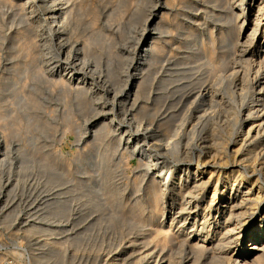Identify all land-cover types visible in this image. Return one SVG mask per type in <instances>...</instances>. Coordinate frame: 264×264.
<instances>
[{
	"label": "bare ground",
	"instance_id": "1",
	"mask_svg": "<svg viewBox=\"0 0 264 264\" xmlns=\"http://www.w3.org/2000/svg\"><path fill=\"white\" fill-rule=\"evenodd\" d=\"M7 1V0H6ZM21 1V0H20ZM35 1V0H34ZM69 0H42V2H44L45 4H51L53 6V10L51 9V11H49L50 16L49 19L48 17H46L49 20V23L51 24L50 26H52L53 30L52 33L50 34V41H57L59 43V45L61 46H67L68 44V38L65 37L63 38V34L61 36L60 31H63V28L66 24L72 22L73 20V16L74 14V10L77 9L78 7H76L75 9L73 8L74 6L72 5H66L68 4ZM80 1V0H79ZM79 1H77V5L78 3H80ZM82 1V0H81ZM118 1V0H117ZM154 1V0H153ZM257 0H203L201 3H203L201 6L205 5V4H210L211 3H216V4H222V2L226 3V8H227V12H228V25L230 29L235 30L234 33V37L231 38V43L239 46L240 45V40H241V35L243 33V29H244V25H245V21H243L244 18H246V14L248 11H251L254 7H255V3ZM16 2V1H15ZM28 2V1H27ZM70 2V1H69ZM85 2V1H83ZM134 2V1H133ZM158 2V1H157ZM193 2V1H192ZM21 3H24L21 1ZM74 3V2H73ZM130 3V2H129ZM166 3V2H165ZM15 4V3H14ZM38 4V3H37ZM40 4V3H39ZM132 4V3H130ZM129 4V5H130ZM159 4V2L157 3ZM21 5V4H20ZM32 5V4H30ZM80 5V4H79ZM78 5V6H79ZM165 5V4H164ZM167 5V4H166ZM17 6V5H15ZM36 6V5H35ZM85 6V4H84ZM83 6V7H84ZM197 6V5H196ZM200 6V7H201ZM258 6V11L256 14L255 19H251L254 20L252 22V24H249L252 26L251 28V33L249 35L250 38V43H253L254 38L256 36V34L260 31L261 27L264 28V0H260L259 1V5ZM2 7V6H1ZM21 7V6H20ZM31 7V6H30ZM38 7V6H37ZM47 7V6H46ZM80 7V6H79ZM169 7V6H166ZM198 7V6H197ZM197 9V11L199 10V8ZM24 8V7H22ZM50 8V7H49ZM92 8V6H91ZM204 8V7H203ZM206 8V7H205ZM216 8H219L218 6ZM20 9V8H19ZM18 9V10H19ZM27 9V8H26ZM80 9V8H79ZM111 9V8H110ZM168 9V8H167ZM192 9V6L191 8ZM207 9V8H206ZM221 9V8H219ZM38 10V9H37ZM163 10V9H162ZM173 10V9H172ZM209 10V9H208ZM81 11V10H80ZM90 11V10H89ZM133 11V10H132ZM131 11V12H132ZM195 11V10H194ZM205 11V10H204ZM15 12V11H14ZM19 12V11H18ZM17 12V13H18ZM23 13V11L20 10V13ZM38 12V11H37ZM44 12V11H43ZM76 12V11H75ZM82 12V11H81ZM170 12V11H169ZM200 12V10H199ZM218 12H220L218 10ZM222 12V11H221ZM254 12V11H253ZM84 13V11H83ZM190 13V12H189ZM194 13V12H192ZM203 13V12H202ZM208 15H207V14ZM216 13V12H215ZM25 14V13H24ZM168 14V13H167ZM196 14V13H195ZM205 14L207 15L208 18L210 17H214V11H206ZM18 15V14H17ZM45 15V14H44ZM43 15V16H44ZM87 15V14H86ZM151 15V14H150ZM194 15V14H193ZM204 15V13H203ZM217 15V14H216ZM48 16V15H47ZM77 16V15H76ZM219 16V15H218ZM223 16V15H222ZM24 17V16H23ZM26 17V16H25ZM164 17V16H163ZM201 17V16H200ZM45 18V19H46ZM122 18V17H121ZM150 18V16H149ZM168 18V17H167ZM198 18V17H197ZM243 18V19H242ZM20 19H22V17H20ZM25 18H23L22 20H24ZM38 19V18H37ZM43 19V18H41ZM162 19V18H161ZM164 19V18H163ZM219 19V18H218ZM216 18V20H218ZM243 21V23H240V21ZM47 20V21H48ZM123 20V19H122ZM134 21V19H132ZM148 20V19H147ZM165 20V19H164ZM215 20V19H214ZM215 20V21H216ZM36 21V20H35ZM74 21H75V17H74ZM79 21V20H78ZM81 21V20H80ZM91 23V19L89 20ZM88 21V23H89ZM162 21V20H160ZM166 21V20H165ZM164 21V22H165ZM192 21V20H190ZM195 21H197L195 19ZM200 21V20H199ZM210 21V20H209ZM209 21H204L206 22V24ZM214 21V23H215ZM22 22V21H21ZM39 22V21H38ZM43 22V21H42ZM82 22V21H81ZM94 22V21H93ZM127 22V21H126ZM188 22V21H187ZM194 22V20H193ZM203 22V21H202ZM212 25L215 26V24L213 23V20H211ZM37 23V22H36ZM80 23V22H79ZM116 23V22H115ZM147 23V22H146ZM166 23V22H165ZM220 23V22H219ZM32 24V23H31ZM75 25L77 23H74ZM92 24V23H91ZM95 24V23H94ZM161 23L157 24V26L154 28L153 31L149 30L147 25L145 27V29L143 30V33L141 34L140 38L138 37V39H136V41L134 42H129L131 40L127 39V43L122 50V52H120L121 54H119L118 56L114 55V52L109 51V47L107 48L108 44H111L113 42L108 43L107 40L109 41L110 39H106L104 40V43L102 42V46H106L105 50L108 49V51H96V52H92V47L91 48V52L89 53V47H88V43L87 39L85 41V43L83 45L86 46V50H84L85 52H83L84 54V60L85 61H81L82 59L80 58V55L77 54L76 56H74V59H69V50H62L60 52L61 56H65L64 59H66L68 62V64L71 67V70L73 71V75L74 76H82V79H84L83 81L85 83H87L89 81L88 86H83V87H78L76 88V90H74V101H76L77 106H79V109L82 108V110H84L85 112L89 111L93 112V109L95 110L94 107L90 104L89 99L94 100L97 98V101H99L98 103L101 104L99 105L101 107V113H103L102 115H105V117H109L111 120L108 121V118H104L105 121H103L102 125H99V128H97L95 131H93V135L95 138H93L94 140L97 139L101 140V141H107L110 144L112 141L114 144V146L109 147V149H111V151L113 150V154L112 157L116 158L119 154V151H121V158H124L125 156H127V154H131L130 150L128 149L127 145L129 144V140H135L136 141V145L133 149L132 153H139L140 156L145 159V162L143 163V165L148 166V168H152L155 167L157 165H159L158 162H156V160H160V157H158L159 155H166L163 152H167L169 154V152L171 151L172 155H176L180 152L177 150L179 148V146L177 147V144L174 143L171 139V136L169 135L168 137H164L167 139H171V141H159V137L163 136L165 133L161 131V125H162V121L164 122L163 125H165L166 123L168 124L169 121H166V119H164L165 115L162 117H160V111L161 107L159 108L158 105L156 104L155 100H160L157 99L156 94L154 95V97L152 96V94L148 97L150 100V98H154L155 100H151L154 101L155 104H152L151 102V107H146L144 105L140 106V103L142 102V100L147 97L148 95L146 94V91L149 88V91H147L148 93H152V91H150L152 89V86L158 87L159 88H163V94L164 93V88H166L167 90H169L171 88V90L169 91H165L166 93L170 92L173 93L175 92V90H179V89H183L185 88V92L186 95L188 97H192L195 96V102L196 103H201L198 104V107H202V106H208L207 108L209 109H213L215 107V105L220 102L222 104H226L224 110H222L223 115L219 117L214 113H210V111H208L206 109V111H204L202 114L200 111V113L202 115H199V121L198 124L195 126L197 127L198 125L202 126H206V128H210L212 131V135L215 134L218 130H222L224 132L228 131L229 133L231 132V134H235L238 138V140L236 141L237 143H241V145H243L244 147H247L249 150L245 151V153H243V157H245L246 161H251L253 159L254 156H250L251 151L257 150L261 148V155H264V54H262L263 59L260 61H257V63H251L250 61L247 62V60H245V70L239 71L236 70L235 68V76H233L232 79H228L225 76H227V74L225 75L222 71V73L219 75H217L215 78V73L212 78V81L215 79V82L213 83L210 79V81L212 82L210 83H206L208 80V78L205 76V78H207V81L203 82L199 77H195L196 79L193 78L192 82H189L187 84H185L184 82L181 84L179 83V81L176 84L175 81L173 79V76L175 77L174 72L179 71L180 69L177 68V62L180 60L181 64L183 65L186 59H190V55H189V49L187 50H182V52L179 53V51H174L173 54H171V52L169 54H171V56H167L166 54V50H164V48H162L163 46V39H161L163 32L165 31L166 33H168L167 30L165 29V27L167 26H162L160 25ZM162 24L163 21H162ZM179 24V23H178ZM189 24V23H188ZM195 24V23H194ZM71 25V24H70ZM90 25V24H89ZM166 25V24H165ZM197 25V24H196ZM30 26V24H29ZM42 26V25H40ZM69 26V25H68ZM77 26V25H76ZM81 26V25H78ZM94 26V25H93ZM102 26V25H101ZM113 26V25H112ZM203 26V25H202ZM213 26V27H214ZM221 26V25H220ZM28 27V26H27ZM71 27V26H69ZM74 27V26H73ZM164 27V31H162ZM182 27V26H181ZM197 27V26H196ZM209 27V26H208ZM216 27V26H215ZM214 27V28H215ZM218 27V26H217ZM228 27V26H226ZM75 28V27H74ZM88 28V27H87ZM93 28V27H92ZM29 29V28H28ZM51 29V27H50ZM71 29V28H70ZM79 29V27H78ZM83 29V27H82ZM90 29V28H88ZM97 29V28H95ZM94 29V30H95ZM101 29V28H100ZM162 29V30H161ZM210 29V28H209ZM226 29V28H225ZM228 29V28H227ZM77 30V28H76ZM98 30V29H97ZM183 30V29H182ZM208 30V29H207ZM245 30V29H244ZM21 31V30H20ZM36 31V30H35ZM44 31V30H43ZM48 31V30H47ZM74 31V29H73ZM78 31V30H77ZM83 33L86 30H82ZM96 31V30H95ZM101 30H99V33ZM115 31V30H114ZM119 32L120 35V31L117 30ZM124 31V30H123ZM192 31V29L190 30ZM194 31V30H193ZM198 31V30H197ZM206 30H204L205 32ZM264 31V30H263ZM261 31V32H263ZM29 32L30 29H29ZM68 32V31H67ZM72 32V31H71ZM81 32V31H80ZM106 32V31H105ZM109 32V31H108ZM108 32H106L108 34ZM113 32V31H112ZM13 33V31H12ZM28 33V32H27ZM42 33V32H41ZM75 33V31H74ZM87 33H91V32H87ZM125 33V31H124ZM122 33V34H124ZM176 33V32H175ZM187 33V32H186ZM211 34L214 33V31L212 30V32L210 31ZM209 33V34H210ZM221 33V32H220ZM232 33V34H233ZM3 34V33H2ZM20 34V33H19ZM18 34V35H19ZM45 34V33H44ZM49 34V33H48ZM69 34V33H68ZM73 34V33H72ZM71 34V35H72ZM79 34V33H78ZM85 34V33H84ZM84 34H80L82 37H84ZM98 34V33H97ZM96 34V37L99 35ZM103 34V33H102ZM117 34V33H116ZM115 34V35H116ZM126 34V33H125ZM197 34V33H196ZM205 34V33H204ZM210 34V35H211ZM246 34V33H245ZM28 35V34H27ZM31 34H29L30 37ZM34 34H32L33 37ZM37 35V34H36ZM46 35V34H45ZM79 35V36H80ZM112 35V34H111ZM110 35V36H111ZM140 35V33L138 34ZM167 35V34H164ZM170 35V34H169ZM214 35V34H213ZM26 36V35H25ZM74 36V34H73ZM73 36L71 38H73ZM87 36V35H86ZM92 36V35H91ZM104 36V35H102ZM208 36V35H207ZM21 37V36H20ZM37 37V36H36ZM46 37V36H45ZM90 37V34H89ZM101 37V36H100ZM108 37V35H107ZM115 37V36H114ZM113 37V40H114ZM119 37V36H118ZM125 37V36H124ZM28 38V37H27ZM35 37H33L34 39ZM40 38V37H39ZM38 38V39H39ZM43 38V37H42ZM109 38V37H108ZM137 38V37H136ZM166 38V36L164 37V39ZM175 38V37H174ZM200 38V35H199ZM216 38V37H215ZM236 38V39H235ZM19 39V36H18ZM29 39V38H28ZM31 39V37H30ZM41 39V38H40ZM76 39V38H75ZM83 38H81L82 40ZM89 39V38H88ZM96 39V38H94ZM119 39V38H118ZM117 39V40H118ZM198 39V38H197ZM256 39V38H255ZM25 40V39H24ZM36 40V39H35ZM34 40V42H36ZM44 40V39H43ZM47 40V39H46ZM49 40V37H48ZM71 40V39H69ZM85 40V39H84ZM84 40H82L84 42ZM101 42L103 41V37L102 40L98 39ZM112 40V38H111ZM116 40V39H115ZM121 40V38H120ZM125 40V39H124ZM163 40V41H162ZM196 40V39H195ZM202 40V39H201ZM226 40V38H225ZM224 40V41H225ZM246 40V39H245ZM18 41V40H17ZM23 41V39L21 40ZM32 41V39H31ZM42 41V40H41ZM75 41V40H74ZM77 41V40H76ZM75 41V42H76ZM81 41V43H83ZM92 40H90L91 42ZM123 41V40H121ZM168 41V38H167ZM179 41V40H178ZM203 41V40H202ZM219 41V40H218ZM28 42H30V40H28ZM28 42H26L25 44H23L22 48H21V52L24 54L23 58H29V56H31L33 53H35L37 50V46L38 45H34L32 44V42H30L28 44ZM47 42V41H46ZM49 42V41H48ZM74 42V43H75ZM94 42V40H93ZM98 42H96L98 44ZM171 42V41H169ZM198 42V41H197ZM209 42V41H208ZM244 41L243 43L245 44ZM19 43V42H18ZM40 43V41H39ZM50 43V42H49ZM57 43V44H58ZM73 43V42H72ZM95 43V44H96ZM108 43V44H106ZM121 43V44H122ZM201 43V42H200ZM220 43V42H219ZM242 43V42H241ZM8 44V43H7ZM37 44V43H36ZM47 44V43H45ZM94 45V43H92ZM96 44V45H97ZM115 43H113L114 45ZM165 44V43H164ZM182 44V42H181ZM198 44V43H197ZM212 44V46H211ZM17 45V44H16ZM73 45V44H72ZM76 45V44H74ZM112 45V44H111ZM112 45V46H113ZM170 45V44H169ZM195 45V44H194ZM207 43H204V48L205 51L206 49H211L210 47H214V43L213 41L210 43V46H206ZM224 46V44H222ZM230 45V44H229ZM232 45V46H234ZM14 46V44H13ZM45 46V45H44ZM53 46V45H52ZM56 46V45H55ZM91 46V45H89ZM100 46V45H99ZM98 46V47H99ZM122 46V45H121ZM172 46V45H171ZM175 46V44L173 45ZM185 44H184V48H185ZM200 46V45H199ZM219 46V44H218ZM227 46V45H226ZM241 46V45H240ZM252 46V45H251ZM36 47V51L33 50V48ZM42 47V46H41ZM40 47V48H41ZM70 47V46H69ZM82 47V46H80ZM115 47H117V45H115ZM169 47V46H168ZM190 47V46H187ZM196 47V46H195ZM229 47V46H228ZM227 47V48H228ZM250 47V46H249ZM248 47V48H249ZM40 48H38L40 51ZM43 48V47H42ZM113 48V47H112ZM166 48V47H165ZM171 48V47H170ZM169 48V50H171ZM176 48V47H175ZM178 48V47H177ZM183 48V47H181ZM193 48V47H192ZM233 48V47H232ZM236 48V47H235ZM242 48V47H241ZM14 49V48H13ZM57 49V48H56ZM115 49V48H114ZM120 49V48H118ZM167 49V48H166ZM214 49V48H213ZM212 49V51H213ZM231 49V48H229ZM264 49V48H263ZM79 50V49H78ZM88 50V51H87ZM93 50H95V48L93 47ZM178 50V49H177ZM181 50V49H180ZM203 50V49H202ZM221 50V49H220ZM234 49H231V51H233ZM20 51V50H19ZM34 51V52H33ZM37 51V52H38ZM42 51V50H41ZM48 51V50H47ZM118 51V50H116ZM235 51V50H234ZM233 51V55L235 54ZM238 51V50H237ZM241 53L244 52V50H240ZM260 51V50H259ZM264 50H261V52H263ZM36 52V53H37ZM50 52V51H49ZM55 52V51H54ZM79 52V51H77ZM76 52V53H77ZM81 52V51H80ZM198 52V51H195ZM200 52V51H199ZM203 52V51H202ZM211 52V51H210ZM17 53V52H16ZM119 53V52H118ZM140 53L142 61H141V65L140 64H136L134 63V58H136V55H138ZM204 53V52H203ZM224 53V52H223ZM221 53V54H223ZM46 54V53H45ZM51 54V53H50ZM59 54V53H58ZM56 54V55H58ZM181 55V57H178V55ZM191 54V53H190ZM211 54V53H210ZM228 54V53H227ZM230 54V53H229ZM232 54V53H231ZM237 54V52H236ZM239 54V53H238ZM20 55V54H19ZM34 55V54H33ZM32 55V56H33ZM42 55V54H41ZM55 55V56H56ZM72 55V54H71ZM90 56L92 58V56L96 57V58H92L95 61H90L89 59H86L87 56ZM105 55V56H104ZM196 55V54H195ZM203 55V54H202ZM224 55V54H223ZM226 55V54H225ZM232 55V56H233ZM245 54H243L244 56ZM260 55V54H258ZM257 55V56H258ZM14 56V54H13ZM36 56V54L34 55ZM39 56V52L38 55ZM51 56V55H50ZM88 56V58H89ZM118 57V68H120V70L118 72H120V74L117 72V70H111V68L109 66H113L114 65V58L115 61L117 60L116 57ZM201 56V55H200ZM1 57V56H0ZM16 57V56H15ZM41 57V56H40ZM47 57V56H46ZM53 57V56H52ZM82 57V56H81ZM192 57V56H191ZM205 57V56H204ZM209 57V56H208ZM231 57V56H230ZM14 57H12L13 59ZM20 58V57H19ZM22 58V57H21ZM26 58V59H27ZM49 58V56H48ZM63 58V57H61ZM140 58V59H141ZM202 59V57H200ZM206 58V57H205ZM204 58V59H205ZM213 58V56L211 57V59ZM222 58V57H221ZM243 58V57H242ZM253 58V57H252ZM2 59V58H1ZM0 59V60H1ZM9 59V60H12ZM16 59V58H15ZM37 59L39 60V57H37ZM37 59L35 62H37ZM45 59V58H44ZM55 59V58H54ZM173 59H175V61L173 62ZM192 59V58H191ZM199 59V60H201ZM207 59V58H206ZM205 59V60H206ZM210 59V58H209ZM211 59L209 60L208 63H210V65L212 66V69L214 67L219 69V60L218 66L213 65L215 62L212 63ZM224 59V57H223ZM244 59V58H243ZM254 59V58H253ZM35 60V59H34ZM62 60V59H61ZM194 60V59H193ZM193 60L191 62H193ZM198 60V59H197ZM197 60H195L197 62ZM225 60V59H224ZM227 60V59H226ZM234 60V59H233ZM240 60V58H239ZM2 61V60H1ZM0 61V62H1ZM32 61H33V57H32ZM50 61V60H49ZM52 61V60H51ZM194 61V62H195ZM223 61V60H222ZM4 62V61H3ZM13 62V61H12ZM22 62V61H19ZM162 62H165L163 65L161 64ZM200 62V61H199ZM198 62V63H199ZM206 62V63H207ZM237 62V61H236ZM5 63V62H4ZM25 63V62H24ZM28 63V62H27ZM31 63V61H30ZM105 63V64H104ZM179 63V62H178ZM189 64V62H187ZM207 63V64H208ZM223 63V62H222ZM230 63V62H229ZM12 64V63H11ZM29 64V63H28ZM27 64V65H28ZM33 64V63H32ZM31 64V67H33ZM37 64V63H36ZM49 64V63H48ZM65 64V63H64ZM106 65V67L108 66V70L107 73L104 71V67L101 68L100 65ZM161 64V66H160ZM187 64V66H188ZM200 64V63H199ZM235 64V63H234ZM10 65V63H9ZM20 66V64H17ZM23 65V64H22ZM26 65V64H25ZM35 65V64H34ZM39 65V64H38ZM42 65V63H41ZM55 65V64H54ZM58 65V64H57ZM194 65H198L195 64ZM202 65V64H200ZM200 65H198L200 67ZM209 65V66H210ZM11 66V65H10ZM14 67V65H12ZM24 66V65H23ZM116 66V63H115ZM181 65L179 64V67ZM190 66V65H189ZM188 66V67H189ZM196 66V67H198ZM230 66H234V65H230ZM229 66V67H230ZM255 66H257L255 68ZM30 67V66H29ZM28 67V68H29ZM30 67V68H31ZM47 67V66H46ZM61 67V66H60ZM105 67V68H106ZM182 67V66H181ZM185 67V66H184ZM183 67V68H184ZM192 67V66H191ZM191 67L189 70H191ZM202 67V66H201ZM200 67V68H201ZM228 67V68H229ZM12 68V67H11ZM20 71V67H18ZM16 68V69H18ZM25 68V67H22ZM21 68V69H22ZM27 68V67H26ZM28 68L24 71L23 73L25 74L23 78L22 73L20 74L19 72V76L18 78L22 75V78L20 77L19 80L17 79V83H15V85L18 86L17 89L18 92V97H14V95L16 96V93H12L15 100L18 99L19 101L23 99L26 100L24 98L25 95L24 94V88L25 86L28 87L26 85V79L30 78L28 76ZM44 67L41 68V66H35V73L39 74L43 72V74L49 70L43 69ZM48 68V67H47ZM147 68V69H146ZM194 68V67H193ZM192 68V69H193ZM200 68L198 70H200ZM204 68V66L202 67ZM201 68V69H202ZM224 67H222L223 69ZM243 68V67H242ZM6 69V67H5ZM10 69V68H8ZM14 69V68H13ZM33 69V71H34ZM145 69L147 70L146 73ZM207 69V67H206ZM208 69H210V67H208ZM207 69V71H208ZM225 69V68H224ZM232 69V71H233ZM240 69V67H239ZM2 70V69H1ZM63 70V69H62ZM68 70V69H67ZM106 70V69H105ZM197 70V68H196ZM194 69V72L196 71ZM203 70V69H202ZM230 70V69H229ZM9 71V70H8ZM53 71V70H51ZM66 71V70H65ZM64 71V72H65ZM114 71V72H113ZM116 71V73H115ZM183 71V70H182ZM188 71V69H187ZM184 70L183 73L187 72ZM193 71V70H192ZM225 71V70H224ZM231 71V70H230ZM231 71V72H232ZM15 73V71H12ZM61 72V71H60ZM104 72L106 74H104ZM112 72V73H111ZM181 73V71H179ZM202 72V71H201ZM199 72V73H201ZM213 74V70L211 71ZM217 72V70H216ZM229 72V71H228ZM0 73H2L0 71ZM17 73V72H16ZM29 73H31V71H29ZM50 73V72H49ZM117 74L116 76V80L114 81L111 76V74ZM188 73V72H187ZM186 73V74H187ZM198 74V72H196ZM193 73V74H196ZM251 73H255L254 76L251 75ZM6 74V73H5ZM12 74V73H11ZM179 74V73H178ZM185 74V75H186ZM192 74V73H190ZM202 74V73H201ZM218 74V73H217ZM13 75V74H12ZM18 75V74H17ZM159 75V77H158ZM182 73L177 76L181 77ZM200 75V74H199ZM209 75V72H208ZM1 76V75H0ZM6 76V75H5ZM11 76V75H10ZM8 77V78H12V77ZM16 76V75H15ZM31 76V74H30ZM40 76V74H39ZM39 76H36L37 81H39ZM44 76V75H43ZM49 76V75H46ZM53 76V74L51 75V77ZM153 76H155L153 78ZM184 76V75H183ZM190 76V75H189ZM198 76V75H196ZM14 77V76H13ZM17 77V76H16ZM15 77V78H16ZM32 77V76H31ZM35 77V76H33ZM61 77V76H60ZM73 77V76H71ZM64 78V77H63ZM62 78V80H63ZM70 78V77H69ZM114 78V77H113ZM123 78V79H122ZM127 78V79H126ZM191 78V76L189 77ZM214 78V79H213ZM231 78V77H230ZM13 79V78H12ZM11 79V80H12ZM32 79V78H31ZM56 79V78H55ZM58 79V78H57ZM78 79V78H77ZM127 80L128 84H123V85H127L126 89H123V86L119 84V82H122L123 80ZM176 79V78H175ZM183 79V78H182ZM228 79V80H227ZM8 80V79H7ZM10 80V82H11ZM34 80V79H33ZM45 80V79H44ZM56 81L59 84L64 83V81ZM113 80V81H112ZM155 81H158V86H156ZM185 80H186V76H185ZM4 81V79H3ZM15 81V80H14ZM29 81V80H28ZM41 81V78H40ZM39 81V82H40ZM55 81V80H54ZM72 81V80H70ZM191 81V80H190ZM209 81V82H210ZM6 82V79L5 81ZM2 82V83H4ZM9 82V81H8ZM46 82V81H45ZM64 84H66V87L68 88L69 85H67V79H65ZM73 82V81H72ZM57 83V84H58ZM126 83V82H125ZM30 84V82H29ZM58 84L57 87H60ZM80 84V83H79ZM4 85V84H3ZM12 85V84H11ZM39 85V84H38ZM40 85H43V83L41 82ZM84 85V84H83ZM174 87L172 88L171 86ZM6 86V85H5ZM8 86V85H7ZM14 86V85H13ZM16 86V87H17ZM31 87V85H29ZM36 86V84H35ZM64 86V85H63ZM63 86H61L60 88H64ZM81 86V85H80ZM15 87V89H16ZM34 87V86H33ZM40 87V86H39ZM38 87V88H39ZM49 87V86H48ZM4 88V87H3ZM2 88V89H3ZM8 88V87H7ZM37 88V87H36ZM35 88V89H36ZM56 88V87H55ZM66 88V89H67ZM72 89L74 87H71V85L69 86V89ZM224 88H226V90L224 91ZM14 89V87H13ZM32 90V91H35ZM41 89V88H40ZM43 89V88H42ZM48 89V88H47ZM52 89V88H51ZM48 89L47 92L51 93L53 95V90ZM54 89V88H53ZM59 89V88H58ZM57 89V90H58ZM65 89V90H66ZM157 89V90H158ZM4 90H10L9 89H4ZM53 91V92H50ZM161 90V89H160ZM11 91H14L11 89ZM41 91V90H40ZM39 91V92H40ZM62 92L61 89L58 90V93ZM68 91V89L66 90ZM183 91V90H182ZM188 91V92H187ZM224 92L225 96H222L221 92ZM1 92V91H0ZM9 93V91H7ZM15 92V91H14ZM29 92V90H28ZM31 92V91H30ZM64 92V91H63ZM70 92V91H69ZM72 92V91H71ZM159 91H157L158 93ZM184 92V93H185ZM222 92V93H223ZM11 93V92H10ZM9 93V95H10ZM26 93V92H25ZM34 93V92H33ZM41 93V92H40ZM43 93V92H42ZM155 93V92H154ZM176 93V92H175ZM182 93V92H180ZM1 94L3 95V93L1 92ZM28 94V93H27ZM44 94L46 95L47 93L44 92ZM43 94V97L45 96ZM69 94V93H68ZM162 94V95H163ZM179 94V93H177ZM183 94V93H182ZM30 95V94H29ZM57 95V96H56ZM54 95L55 97H58V94ZM62 95V93H61ZM66 95V93H65ZM65 95H63V97H66ZM147 95V96H145ZM161 95V96H162ZM167 95V94H166ZM170 95L172 94H168V97H171ZM181 95V94H180ZM227 95V101H225V97ZM5 96V95H4ZM68 96V95H67ZM161 96H158L161 97ZM165 96V95H164ZM183 96V97H185ZM6 97V96H5ZM13 97H9L7 96V98H13ZM46 97H48V94L46 95ZM52 97V96H51ZM54 97V98H55ZM60 96L59 94V99L63 98ZM173 97V96H172ZM176 97V96H175ZM178 97V96H177ZM18 98V99H16ZM36 98H38L36 96ZM40 98V97H39ZM70 102V97H67ZM72 98V97H71ZM94 98V99H93ZM166 97H161V99H164ZM240 98L241 101H238ZM2 99V98H1ZM42 99V98H41ZM40 99V100H41ZM45 99V97H44ZM49 99H51L49 97ZM53 99V97H52ZM51 99V100H52ZM57 98H55V102ZM169 99V98H168ZM177 99V98H176ZM180 99V98H179ZM4 100V99H3ZM10 100V99H9ZM8 100V101H9ZM14 100V102H15ZM29 100V99H28ZM31 100V99H30ZM39 100V101H40ZM50 100V101H51ZM67 100V99H65ZM72 100V101H73ZM145 100V99H144ZM167 100V98L165 99ZM175 100V99H174ZM182 100V99H181ZM185 100V99H184ZM2 101V100H1ZM6 101V99L4 100ZM7 101V102H8ZM38 102V100H36ZM43 101V100H42ZM60 101H62L60 99ZM96 101V100H95ZM147 102V100H145ZM143 101V102H145ZM161 102L159 104L162 103L163 100H160ZM6 102V103H7ZM24 102V101H23ZM26 102V101H25ZM46 102V101H45ZM65 102V101H64ZM167 102V101H164ZM171 102V101H170ZM169 102V103H170ZM175 102V101H174ZM180 102V100L178 101ZM177 102V106L178 103ZM182 102V101H181ZM238 102H242L241 104V111L239 112V110L237 109V104ZM5 103V104H6ZM13 103V102H11ZM28 102H26L27 104ZM36 103V102H34ZM40 105V102H38ZM43 103V102H42ZM54 103V102H53ZM60 103V102H59ZM66 103V102H65ZM71 103V102H70ZM93 103V101H92ZM1 104V103H0ZM3 104V103H2ZM23 103H20V105ZM30 104V103H29ZM47 104V103H46ZM49 104V103H48ZM58 104V103H57ZM68 104V103H67ZM75 104V103H74ZM86 104V105H85ZM164 104V103H163ZM163 104H161V106H163ZM173 104V103H172ZM176 104V103H174ZM181 104V103H180ZM179 104V105H180ZM16 105V106H13ZM11 104L12 107H8L6 106L5 109V105H0V174H2V172L4 171L5 168H9V171L7 173V184L4 187L5 189H3L0 192V201L3 198V196H6L7 198H11L12 196H15L18 192H21L22 194L25 192H30V193H34L36 192V201L35 202H31L32 204L30 205V209L32 210V212L34 211L33 209L39 206H42L41 199L43 198L42 195L44 194V191H55V194L58 196V198H56L55 200L53 199V203H55L53 207H56V209H58V212L56 215H58V217L61 219L66 218V213L70 210L67 209L66 212V208L69 207V201H71L70 204L76 203L77 205H82L81 207L83 209L80 208V210H83L82 213H85V211H88V217H92L91 214H98V217L95 216V218H97V222H95L94 224L92 223V221L88 222L85 225H82V222H80L79 220H75V222L73 223V228L75 230V234H79L80 232H82V230L85 228L86 230H92L91 226L97 225V223H99V225H97L98 227H100L101 225H103L102 223H105V225H107L108 228H115L116 225L114 226V221H116L117 219V208L116 210L114 208L115 204H120L122 203V206L120 205H116L119 206L121 209V215L124 221V217H126V215L124 214H129L132 215L134 219H132V223L129 221H127L130 226L128 227V230L126 231V229H124V233L121 232V239H120V244L118 243V246L116 244L117 247H115V245H110V247L108 248H103L104 246L100 245V244H93L90 246V251L94 252L93 258L92 256H88L87 259V263H91V264H264V163H262L260 166L257 165H249V166H242L240 163L238 162H234L232 165H229L228 167L226 166H217L215 163L216 159L221 160L222 162V157L223 156L221 154L220 149L223 148L222 144L218 145V142L215 141L214 137L210 138V137H201L200 135L194 140L197 141L199 143L198 148H197V153H198V157L196 158L197 161V165L195 166L196 169L194 171H190V167L188 164H180L176 166H173L171 163L164 161L161 163L162 170H160L159 174L154 173L155 176H152L151 182L149 179V192H148V196L150 197V202H151V206H150V212L152 213L151 217H149L146 212L148 210V205L145 206L143 201L141 199H137L133 200L130 202V204L126 203V199L124 198V194L126 192V190H128V184L124 185L122 184L121 186L118 185L114 179H113V173H112V163H113V159L112 157H109L105 154L101 155V160H99L97 162V164L95 163V169L90 170L86 165L84 168H82V166L79 167H74V170L77 173L76 177H73V172L70 169V164H66V167H63L62 170L60 169L61 167H59V164H56L54 162H51L50 160V155L48 152L43 151L44 149H41L42 145L38 147V145H36L34 148L31 149V147H29V144L32 145L31 143L24 144V135L28 136V133H31V130L26 132V128L29 127V124L27 125L26 122L23 121L22 116L20 115L19 112V108L17 104ZM25 105V104H24ZM23 105V107L20 109L23 110L22 115H26L27 117L33 116L34 114H30V113H24V109L25 108ZM31 105V104H30ZM36 105V104H35ZM38 105V104H37ZM51 105V104H50ZM55 105V104H54ZM52 105V107L54 106ZM69 105V104H68ZM71 105V104H70ZM165 105V104H164ZM9 106V105H8ZM28 107V105H26ZM41 106V105H40ZM67 106V105H66ZM65 106V107H66ZM75 106V105H74ZM160 106V105H159ZM168 106V104H167ZM170 106V105H169ZM188 106V105H187ZM193 106V105H192ZM197 106V104H196ZM224 106V105H223ZM38 107V106H37ZM46 107V106H45ZM48 107V106H47ZM46 107V108H47ZM57 107V106H56ZM73 107V106H71ZM171 107V106H170ZM222 107V105H221ZM30 108V107H29ZM51 108V106H50ZM70 107H68L69 109ZM84 108V109H83ZM97 108V107H96ZM174 109H176V105L173 107ZM191 108V107H190ZM195 108V106H194ZM206 108V107H205ZM220 108V107H219ZM36 109V108H35ZM45 109V108H44ZM49 109V108H48ZM47 109V110H48ZM67 109V108H65ZM64 109V110H65ZM67 109V110H68ZM71 109V108H70ZM74 109V108H72ZM166 109V108H165ZM168 109V108H167ZM171 109V108H170ZM181 109V108H179ZM200 109V108H199ZM204 109V108H203ZM218 109V108H217ZM21 110V111H22ZM31 110V109H26ZM34 110V109H33ZM41 110V109H40ZM97 110V109H96ZM172 110V109H171ZM178 110V109H177ZM189 110V109H186ZM185 110V112H186ZM196 110V109H194ZM198 110V109H197ZM202 110V109H201ZM42 111V110H41ZM46 111V110H44ZM53 111V109H52ZM51 111V113H52ZM70 111V110H68ZM77 111V109H76ZM81 111V110H80ZM79 111V112H80ZM54 112V111H53ZM77 112V113H79ZM95 112V111H94ZM167 112V111H166ZM177 112V111H176ZM175 112V114H176ZM183 113L184 110H182ZM192 112V110L190 111ZM196 112V111H195ZM197 112V113H199ZM56 113V112H55ZM54 113V114H55ZM59 113V112H57ZM69 113V112H68ZM83 113V112H82ZM162 113V112H161ZM168 113V112H167ZM166 113V114H167ZM171 113V111H170ZM181 113V111H180ZM178 113V114H180ZM194 113V112H193ZM193 113H191L190 115H192ZM29 114V115H28ZM70 114V113H69ZM73 114V112H72ZM71 114V116H72ZM84 114V113H83ZM93 113L90 114V116ZM163 114V113H162ZM172 114V116L174 115L176 118H178L176 115ZM189 114V112H188ZM23 115V116H24ZM37 115V114H35ZM34 115V116H35ZM43 115V114H42ZM47 115H50L47 113ZM53 115V113H52ZM58 115V114H57ZM65 115V114H64ZM89 114H85V116H87ZM95 115V114H93ZM171 115V114H170ZM184 115V114H182ZM181 114L179 115L182 116ZM51 116V115H50ZM57 119L58 116L54 115ZM75 117L77 115H74ZM120 116L121 119H118L117 117ZM187 116V115H186ZM195 116V115H194ZM197 116V115H196ZM224 116L223 119V124H219V122L217 123V119L219 118L221 120V118ZM14 117L16 119V126L13 125L14 127L11 126L10 122V126H9V120H12V118ZM53 117V116H51ZM96 117V116H95ZM169 117V115H168ZM171 117V116H170ZM192 117V116H191ZM11 118V119H10ZM32 118V117H31ZM38 118V117H36ZM42 118V117H41ZM46 117H44L45 119ZM65 118V117H64ZM67 119L69 118L66 116ZM35 119V118H33ZM43 119V118H42ZM55 119V118H54ZM53 119V120H54ZM63 119V118H62ZM74 119V118H73ZM91 119V118H90ZM94 119V118H93ZM171 118H169L168 120H170ZM173 119V117H172ZM180 119V118H179ZM188 119V118H187ZM191 119V118H190ZM194 119V118H193ZM36 120V119H35ZM41 120V119H40ZM48 120V119H47ZM64 120V119H63ZM62 120V121H63ZM66 120V119H65ZM176 120V119H175ZM189 120V119H188ZM198 120V119H197ZM28 121V120H25ZM31 121V120H30ZM42 121V120H41ZM40 121V122H41ZM49 121V120H48ZM46 121V122H48ZM51 121V120H50ZM56 121V120H54ZM68 121V120H67ZM178 121V120H177ZM193 121V120H192ZM219 121V120H218ZM14 122V120H13ZM35 122V121H34ZM38 123V121H36ZM64 122V121H63ZM66 122V121H65ZM95 122V121H94ZM97 122V120H96ZM175 122V121H174ZM182 122V119H181ZM196 122V121H195ZM29 123V121H28ZM31 123V122H30ZM76 123V122H75ZM79 123V122H78ZM86 123V122H85ZM170 123V122H169ZM193 123V122H192ZM13 124V123H12ZM25 124L27 125V127L25 128ZM41 125V123H38V125ZM43 124V123H42ZM48 124V123H47ZM65 124V123H64ZM74 124V123H73ZM72 124V126H73ZM80 124V123H79ZM78 124V125H79ZM84 124V123H83ZM93 124V123H92ZM174 125H176L175 123H173ZM182 124V123H180ZM179 124V125H180ZM185 124V123H184ZM183 124V125H184ZM187 124V123H186ZM34 128L36 127V124ZM33 125H30V127L32 128ZM37 125V126H38ZM38 126V127H43V126ZM46 125V124H43ZM50 125V124H49ZM53 125V124H52ZM56 125V123L54 124ZM61 125V124H60ZM95 124H93L94 126ZM172 125V126H174ZM58 126V125H56ZM74 126H76L74 124ZM82 126V125H79ZM91 126V125H90ZM89 126V127H90ZM168 126V125H166ZM165 126V128H166ZM171 126V124H170ZM29 127V128H30ZM77 127V126H76ZM87 126V128H89ZM169 127V126H168ZM184 127V126H183ZM187 127V125H186ZM190 127V126H189ZM192 127V126H191ZM190 130L193 131V134L196 133L195 129H191ZM44 128V127H43ZM46 128V127H45ZM54 128V127H53ZM57 129V127H55ZM62 128H63V124H62ZM61 128V130H62ZM91 128V127H90ZM174 128V127H173ZM194 128V126L192 127ZM200 128H202L200 126ZM205 127L202 128V131L205 130ZM35 129H39V128H35ZM48 129V128H47ZM47 129H45L47 131ZM52 129V128H51ZM176 129V128H175ZM174 129V130H175ZM179 129V128H178ZM182 129V128H181ZM186 129V128H185ZM34 130V129H33ZM43 130V132L45 131ZM67 130V129H66ZM75 130V128H74ZM79 130V129H78ZM165 130V129H164ZM171 130V129H170ZM169 128H167V131H170ZM189 130V129H188ZM201 130V129H200ZM35 131V130H34ZM39 131V130H38ZM42 131V130H40ZM45 131V132H46ZM52 131V130H51ZM56 131V130H54ZM53 131V132H54ZM80 131V130H79ZM173 132V130H171ZM170 131V132H171ZM178 131V130H177ZM180 131V130H179ZM199 131V130H198ZM197 131V132H198ZM44 132V133H45ZM48 132V131H47ZM176 132V131H175ZM174 132V133H175ZM186 132V131H184ZM219 132V131H218ZM117 133V134H116ZM168 133V132H167ZM200 133H202L200 131ZM206 133V132H205ZM32 134V133H31ZM36 134L35 132H33L32 135ZM42 134V133H41ZM53 134V133H52ZM51 134V135H52ZM64 134V133H63ZM114 134V136H113ZM170 134V133H168ZM188 134V133H187ZM31 135V136H32ZM57 135V134H56ZM89 135V134H88ZM118 135L121 137H118ZM167 135V134H166ZM175 135V134H173ZM178 135V134H177ZM211 135V136H212ZM225 136V134H223ZM222 135V136H223ZM30 136V135H29ZM30 136V137H31ZM39 136V135H38ZM47 136V135H46ZM59 136V135H58ZM125 136H128L129 140L126 142V146L124 147L123 145V139L126 138ZM196 136V135H195ZM209 136V135H208ZM223 136V137H224ZM34 137V136H33ZM40 137V136H39ZM39 137L35 138L40 139ZM43 137V136H42ZM53 137V136H52ZM61 137V136H60ZM59 137V138H60ZM91 137V136H90ZM114 137H118V139L116 140V138L114 139ZM173 137V136H172ZM176 137V136H174ZM178 137V136H177ZM193 137V136H192ZM18 139V141L21 142L18 144H15L14 140ZM55 138V137H54ZM53 138V140H54ZM210 138V139H209ZM30 138H27V140H29ZM34 139V138H33ZM42 139V138H41ZM48 139V137H47ZM51 139V138H50ZM85 139V138H84ZM92 139V140H93ZM157 139H159L158 141H156ZM187 139V138H186ZM60 140V139H59ZM91 140V139H89ZM110 140V141H109ZM163 140V139H162ZM188 140V139H187ZM193 140V139H192ZM24 141V142H23ZM31 141V139H30ZM29 141V142H30ZM36 141V140H35ZM45 141V140H44ZM126 141V140H125ZM186 141V140H185ZM194 141V142H195ZM235 141V140H234ZM33 142V140L31 141ZM60 142V141H59ZM89 142V141H88ZM176 142V141H175ZM222 142V141H221ZM17 143V142H16ZM36 143V142H33ZM44 142H41V144ZM48 143V142H47ZM53 143V142H51ZM95 143V142H94ZM180 143V141H179ZM192 143V142H191ZM232 143V142H231ZM92 144V143H91ZM90 144V147H91ZM103 144V143H102ZM101 144V145H102ZM107 144V143H106ZM196 144V143H195ZM17 145V146H16ZM95 145V144H94ZM99 145V144H98ZM186 145V144H184ZM183 145V146H184ZM187 145H191L190 142H188ZM45 146V145H44ZM43 146V148H44ZM53 146V145H52ZM97 146V144H96ZM100 146V145H99ZM98 146V148H100ZM121 146V147H120ZM134 146V145H133ZM182 146V145H181ZM188 146V147H189ZM237 146V145H236ZM240 146V145H239ZM41 147V148H40ZM51 147V146H49ZM57 147V146H56ZM85 147V146H84ZM95 147V146H94ZM93 151H94V148ZM238 147V146H237ZM250 147V148H249ZM122 148V149H121ZM132 148V147H131ZM177 150H175V149ZM186 148V147H185ZM182 149V148H181ZM184 149V148H183ZM189 149V148H188ZM231 149V147L227 148V151L229 152V150ZM89 150V149H88ZM98 150V149H97ZM95 149V151H97ZM187 150V149H186ZM191 150V149H190ZM189 150V151H190ZM47 151V150H46ZM92 151V150H91ZM110 151V152H111ZM193 151V150H192ZM86 153V151H84ZM83 152V153H84ZM107 152V151H106ZM235 157H237L236 155H238L237 153L239 152V150H235ZM243 152V151H242ZM257 152V151H256ZM95 153V152H94ZM93 153V154H94ZM98 153V152H97ZM103 153V152H102ZM109 153V152H108ZM170 153V154H171ZM253 153V152H252ZM251 153V154H252ZM90 154V153H89ZM110 154V153H109ZM221 154V155H220ZM84 155V154H83ZM82 155V157H83ZM97 155V154H96ZM94 155V156H96ZM99 155V154H98ZM111 155V154H110ZM231 155V154H230ZM241 155V154H240ZM100 156V155H99ZM168 156V155H167ZM256 156V155H255ZM53 155L51 157L52 161H53ZM56 157V156H55ZM98 157V156H97ZM162 157V156H161ZM170 157V156H169ZM168 157V159H169ZM77 158V156H76ZM84 158V157H83ZM92 158V157H91ZM90 158V159H91ZM163 158V157H162ZM171 158V157H170ZM188 158V157H187ZM186 158V159H187ZM264 158V157H263ZM85 159V158H84ZM100 159V158H99ZM176 159V158H175ZM195 159V158H194ZM244 159V160H245ZM57 160V159H56ZM55 160V161H56ZM60 160V159H59ZM94 161V159H92ZM97 160V159H96ZM170 160V159H169ZM218 160V161H219ZM225 160V159H224ZM264 160V159H262ZM62 161V160H61ZM73 161V160H72ZM81 161V160H79ZM86 161V160H85ZM195 161V160H194ZM67 162V161H66ZM115 162V161H114ZM173 162V160L171 161ZM175 162V161H174ZM257 162V160H256ZM62 163V162H60ZM77 166L79 162H76ZM93 163V162H92ZM118 163V162H117ZM183 163V162H182ZM192 163V162H191ZM195 163V162H194ZM254 163V162H253ZM176 164V163H175ZM220 164V163H219ZM225 164V163H224ZM260 164V162H259ZM36 165L38 167L42 166L44 169H46L44 171V176L45 179L43 180V184L45 185L43 188H40V182H38L37 180H35V178L29 177L27 175V171L28 169L33 168V166ZM62 165V164H61ZM81 165V164H80ZM115 165V164H114ZM118 165V164H117ZM50 167V168H48ZM53 167V168H52ZM116 167V166H115ZM144 166H142L143 168ZM173 167H176V169H173ZM13 168L14 171L13 172ZM22 168V172L24 173V175L21 174L20 169ZM42 168V169H43ZM61 170L60 172L63 173V175H66V180L61 181V183H58V177L56 178V174L51 170ZM128 168V167H127ZM168 169L169 174L165 175L166 172L165 169ZM211 168V169H210ZM214 168H219V172L218 177L216 178V184L213 190V195L211 197V199H205V188L209 187L208 185L210 183H213V179H214V175L216 172H214ZM17 171H16V170ZM41 169V168H40ZM39 169V170H40ZM193 169V168H192ZM35 170V168H34ZM33 170V171H34ZM119 170V169H118ZM152 170V169H151ZM43 171V170H42ZM56 171V172H57ZM12 172L15 173L17 176V179H14V177H12ZM31 172V171H30ZM40 172V171H38ZM115 172V171H114ZM117 172V169H116ZM138 172V171H137ZM148 172V171H147ZM34 173V172H33ZM30 174V176L33 175ZM41 173V172H40ZM38 173V174H40ZM54 173V174H53ZM75 173V172H74ZM81 173H86L89 175V177L87 178L86 181L85 178L78 176ZM139 173V172H138ZM208 173L210 174L209 177ZM27 177H26V175ZM37 174V173H35ZM132 174V173H131ZM136 174V173H135ZM84 175V174H83ZM84 175V177H85ZM114 175H116L114 173ZM118 175V174H117ZM140 175V174H139ZM146 175V172L144 174V176ZM234 175L235 179L232 181L231 178ZM1 176V175H0ZM38 175H35V177ZM41 176V175H40ZM135 176V175H134ZM138 176V175H137ZM150 176V174H149ZM15 177V178H16ZM23 177V178H22ZM61 177V176H60ZM116 177V176H115ZM119 177V176H118ZM141 177V176H138ZM138 177L136 178V180H138ZM39 178V177H38ZM124 178L125 175H124ZM143 178V177H142ZM149 178V177H148ZM33 179V180H32ZM61 179V178H60ZM64 179V177H63ZM118 179V178H117ZM122 179V178H121ZM120 179V180H121ZM140 179V178H139ZM116 180V179H115ZM128 180V179H127ZM141 180V179H140ZM139 180V181H140ZM143 180V179H142ZM145 180V178H144ZM143 180V181H144ZM251 181L252 182V186L251 189H247L244 193H241L240 189H241V185L243 184V181ZM60 181V180H59ZM135 180H133L134 182ZM138 181V182H139ZM42 182V181H41ZM122 182V181H121ZM120 182V183H121ZM132 182V181H131ZM141 182V181H140ZM215 182V181H214ZM22 183V186H21ZM66 183H69L68 187H66V189H56L57 187L59 188L60 186H64L67 185ZM129 183V182H128ZM148 183V182H147ZM143 185V182L140 183V185ZM133 185V183H132ZM132 185H130L132 187ZM138 185L139 184H135ZM129 186V187H130ZM138 186H135V188ZM248 186V185H247ZM145 187V186H144ZM1 188V187H0ZM136 188V194L138 196L139 191H137L138 189ZM140 188V186H139ZM258 189L257 192H253V189ZM135 191V190H134ZM143 191H145L143 189ZM255 191V190H254ZM43 193V194H42ZM47 193V192H46ZM51 193V192H50ZM91 193V198H89V194ZM130 193V192H129ZM144 193V192H143ZM133 194V193H132ZM32 195V194H31ZM146 195V194H145ZM27 196V195H26ZM50 196V195H49ZM47 195L46 198L49 197ZM54 196V195H53ZM89 196V197H87ZM133 196V195H132ZM131 196V197H132ZM34 197V198H35ZM52 197V196H50ZM130 197V200H131ZM134 197V196H133ZM136 197V195H135ZM146 197V196H145ZM14 198V197H13ZM12 198V199H13ZM21 198V197H20ZM30 198V197H29ZM41 198V199H40ZM45 198V197H44ZM43 198V199H44ZM53 198V197H52ZM127 198V197H126ZM142 198V197H141ZM6 199V198H5ZM4 199V200H5ZM144 199V198H143ZM21 200V199H20ZM27 200V199H26ZM129 200V201H130ZM12 201V200H11ZM128 201V202H129ZM148 201V199H147ZM47 202V201H46ZM5 203V202H4ZM50 203V202H49ZM146 203V202H145ZM148 203V202H147ZM24 204V203H23ZM30 204V203H29ZM45 204V203H44ZM48 204V203H46ZM114 204V205H112ZM4 205V204H3ZM2 205V206H3ZM10 205V202H9ZM17 205V204H16ZM73 206V205H72ZM71 206V207H72ZM15 207V206H14ZM17 207V206H16ZM26 207V206H25ZM70 207V208H71ZM75 207V206H74ZM11 208V207H10ZM48 208V207H47ZM12 209V208H11ZM45 209V208H44ZM43 209V211H44ZM77 209V208H75ZM107 209V210H106ZM110 209V210H109ZM178 209V211L176 210ZM204 210V216H203V222L201 224V229L199 230V235L202 237V239H200V241H197L195 243H190L188 242L189 240L186 238H180V236H178V233L181 230V227L178 228V230L176 232H174L172 230L171 227H173V221H175L177 218H180L179 215L176 218V216H174L172 218V223L170 226L169 223V227H166L164 224H157V221L159 220L157 218L158 214H162V217H165V215L167 214H174V210L177 211V213H182L183 210H188L187 213L189 214H194L197 213L198 211ZM27 210V209H26ZM42 210V209H41ZM38 211L39 213L41 212ZM78 210V209H77ZM109 210V212H107ZM115 210V211H114ZM4 211V209H3ZM42 211V212H43ZM53 211V210H52ZM47 212V211H45ZM75 212V211H74ZM149 212V211H148ZM55 213V212H53ZM53 213H50V215H53ZM120 213V212H119ZM123 213V214H122ZM28 214V213H27ZM36 214V213H35ZM38 214V213H37ZM46 214V213H45ZM49 214V213H48ZM71 214V211L70 213ZM87 214V213H86ZM201 214V213H200ZM7 215V214H6ZM68 215V214H67ZM74 215V214H73ZM119 215V214H118ZM127 215V217L129 216ZM184 215V214H183ZM5 216V214H4ZM3 216V217H4ZM24 216V215H23ZM41 216V215H40ZM46 216V215H45ZM81 216V215H80ZM85 216V215H84ZM35 217V216H34ZM43 217V216H42ZM57 217V216H56ZM54 217V218H56ZM83 217V216H82ZM119 217V216H118ZM121 217V216H120ZM189 216L185 217L184 219H188ZM24 218V217H23ZM53 218V217H52ZM50 216H46L45 218H42L43 221H41L40 224H38V229L41 231L42 233V238L39 240L40 243L42 244V246L47 249L46 247H50L51 249H49L51 252H47L46 250H44V256L46 257H51V259H53V261L49 264H56L57 259L60 254L62 252L59 245H61L62 243L59 241H56L55 238L53 237V235L55 234L56 230H59L62 226V224H55V221H51L50 219H52ZM78 218V217H77ZM84 218V217H83ZM169 218V217H168ZM48 219V220H45ZM92 219V218H91ZM119 219V218H118ZM121 219V218H120ZM119 219V220H120ZM24 220V219H23ZM68 220V218H67ZM86 220V217H85ZM88 220V219H87ZM94 220V219H93ZM118 220V221H119ZM131 220V218H130ZM190 220V219H189ZM21 221V220H20ZM37 221V220H36ZM73 221V220H72ZM84 221V219H83ZM122 221V219L120 220ZM123 221L121 223H123ZM166 221V220H165ZM184 221V220H183ZM195 221V220H194ZM202 221V220H201ZM32 222V221H31ZM126 222V225L128 226ZM160 222V221H159ZM171 222V221H170ZM192 222V221H191ZM197 222V221H196ZM23 223V222H22ZM36 223V222H35ZM163 223V222H162ZM175 223V222H174ZM200 223V222H199ZM20 224V223H19ZM84 224V223H83ZM117 224V223H116ZM185 224V223H184ZM189 224V223H188ZM191 224V223H190ZM28 225V224H27ZM70 225V224H69ZM88 225V226H87ZM125 225V223H124ZM150 225L151 228H149L148 226ZM168 225V224H167ZM195 225V224H193ZM80 226V229L77 227ZM87 226V227H86ZM120 226V225H118ZM123 226V225H122ZM126 226V228H127ZM197 226V225H196ZM17 227V226H16ZM37 227V226H36ZM102 227V226H101ZM121 227V226H120ZM184 227V225L182 226ZM195 227V226H194ZM30 228V227H29ZM112 228V229H113ZM186 228V227H185ZM191 228L193 229V227L191 226ZM190 228V229H191ZM19 229V226H18ZM25 229V228H24ZM28 229V228H27ZM84 229V230H85ZM99 229V228H97ZM104 229V228H103ZM106 229V227H105ZM104 229V230H105ZM123 229V228H122ZM120 230V228H117V231H123ZM139 229V230H145L142 233H135V236L133 231ZM183 229V228H182ZM197 229V228H196ZM51 230V231H49ZM69 230V228H68ZM184 230V229H183ZM186 230V229H185ZM13 231V230H12ZM27 231V230H26ZM62 231V229H61ZM65 231V230H64ZM62 231V232H64ZM98 233H101V230H98ZM28 232V231H27ZM61 232V233H62ZM84 232V231H83ZM82 232V233H83ZM89 232V231H88ZM95 232V231H93ZM87 233V231H86ZM92 233V232H91ZM90 233V234H91ZM97 233V234H98ZM107 233V231H106ZM112 232H109V234ZM116 233V232H115ZM120 233V232H119ZM132 236H130V234H132ZM182 233V232H181ZM184 233V232H183ZM190 233V232H188ZM192 233V232H191ZM197 233V234H198ZM13 234V233H12ZM19 234V233H17ZM23 234V233H22ZM65 233H62V235ZM93 234V233H92ZM108 234V235H109ZM118 234V232H117ZM180 234V233H179ZM186 234V233H185ZM68 235V234H67ZM66 235V236H67ZM96 235V233H95ZM94 235V236H95ZM102 235V233H101ZM105 235V234H104ZM103 235V238H104ZM114 235V234H113ZM119 235V234H118ZM188 235V234H187ZM186 235V237H187ZM18 236V235H17ZM16 236V237H17ZM72 236V235H71ZM87 236V234H86ZM85 236V238H86ZM93 236V237H94ZM110 236V235H109ZM57 237V236H56ZM101 237V236H100ZM118 237V236H116ZM120 237V236H119ZM182 237V234H181ZM21 238V237H20ZM37 238V237H36ZM70 238V236H69ZM89 238L92 239V237L90 236ZM109 238V237H108ZM111 238V237H110ZM114 238V236H113ZM188 238V237H187ZM22 239V238H21ZM60 239V238H58ZM63 239V238H62ZM61 239V240H62ZM65 239V238H64ZM68 239V238H67ZM82 239V238H81ZM84 239V238H83ZM98 239V237H97ZM96 239V240H97ZM100 239V238H99ZM102 239V238H101ZM116 239V238H115ZM198 239V238H197ZM60 240V241H61ZM66 240V239H65ZM104 240V239H102ZM102 240L100 242H102ZM110 240V239H109ZM22 241V240H21ZM24 241V240H23ZM33 241V240H32ZM71 241V240H70ZM72 241L73 244L75 245V249L73 250L75 253L73 254V256L75 257V259H78L80 261V259L78 258L81 254L79 253L81 250V246L78 243V236L74 235L72 236ZM81 241V240H79ZM95 241V240H94ZM193 241V240H192ZM63 242V241H62ZM85 242V240H84ZM70 243V242H69ZM68 243V244H69ZM87 243V241H86ZM117 243V242H116ZM71 244V243H70ZM105 244V242H104ZM112 244V243H111ZM114 244V243H113ZM107 245V244H106ZM174 246L175 248L171 247ZM82 246H83V241H82ZM86 247V245H84ZM170 246V248H169ZM20 247V246H19ZM22 247V246H21ZM66 247V246H65ZM107 247V246H106ZM70 248V246H69ZM87 248V247H86ZM117 248V249H116ZM66 249V248H65ZM85 249V248H84ZM176 249V250H175ZM6 250V249H5ZM36 250V249H35ZM41 250V249H40ZM176 251V253L178 252L179 256H178V261L176 260L177 257L174 255V252ZM14 251V250H13ZM24 251V250H23ZM37 251V250H36ZM84 251V250H83ZM89 251V250H88ZM89 251V252H90ZM16 252V251H14ZM27 252V251H25ZM39 252V251H38ZM42 252V251H41ZM21 253V252H20ZM73 253V252H72ZM14 254V253H13ZM18 254V252H17ZM42 254V253H41ZM91 254V253H90ZM187 254V255H184ZM19 255V254H18ZM65 255V253H64ZM71 255V254H70ZM184 255V256H183ZM1 256V255H0ZM23 256V255H22ZM26 256V255H25ZM5 258V256H3ZM40 257V256H38ZM81 259H83V255L80 256ZM1 258V257H0ZM64 258V257H63ZM55 259V260H54ZM71 259V258H70ZM1 260V259H0ZM4 260V259H3ZM43 260V259H42ZM69 260V259H68ZM89 260H92L91 262ZM83 262V264H85ZM14 263V262H13ZM73 263V262H72ZM79 263V262H78ZM1 264V263H0ZM29 264V262H28ZM71 264V263H70ZM77 264V263H76Z\"/></svg>",
	"mask_w": 264,
	"mask_h": 264
},
{
	"label": "rangeland",
	"instance_id": "2",
	"mask_svg": "<svg viewBox=\"0 0 264 264\" xmlns=\"http://www.w3.org/2000/svg\"><path fill=\"white\" fill-rule=\"evenodd\" d=\"M16 1V2H15ZM21 1L22 2H24V3H21ZM0 0V59L2 60H0L1 62H0V71L2 72V73H0V91L3 93V95L1 94V92H0V105H5L4 107H5V109H6V106H7V109H8V107H12L11 106V104L13 105V104H17L18 105V107L17 108H19L18 110H19V112H20V115L22 116V118H23V121L24 122H26V124L28 125L29 124V127H30V125H33V124H36V127L37 128H39L38 130L37 129H35L34 128V126L35 125H33L32 126V128L30 127H27V125L25 124V128H26V132H27V130L28 131H30L31 130V133L33 134V132H35L36 134H34V135H32L31 133H28V136H25L24 135V138H26V139H24V144H26V141H27V144L28 143H31L32 145H30L29 144V147H31V149L32 148H34L36 145H38V147H39V145L42 147H40L41 149H44L43 151H45V152H48L49 154H51L50 155V160H51V162H54V163H56V164H59V167H61L60 169L62 170V168L63 167H66L65 165L66 164H70V169L72 170V172H73V177H76L77 176V173H76V171L74 170V167L76 166V167H79V166H82V168H84L85 167V165L90 169V170H93V169H95V163L97 164V162L99 161V160H101V155L102 154H105L106 153V155L107 156H109V157H112V154L114 153L113 152V150L111 151V149H109L108 150V148L109 147H111V145H112V147L114 146L113 144V142L112 141H110L111 143L109 144L108 143V140L107 141H101V140H98L97 141V139L96 140H94L93 138H95L94 137V133H93V131H95L97 128H99V125H102V123H103V121H105L104 120V118H108V121H110L111 119L109 118V117H105V115H102L103 113H101V107L99 106V105H101V104H99L100 102L99 101H97V98L96 99H94V100H90L89 99V101H90V104L92 105V106H95V105H97L96 107H94L95 108V110L93 109V112L91 111H89V113L88 112H85L84 110H82V108H80L79 109V106H77V104H76V101H74L73 99H74V90H76V88H78V87H83V86H88V84H89V81L87 82V83H85L83 80L84 79H82V76H80V77H78V76H74L72 73H73V71L71 70V67H70V65L67 63L68 61L66 60V59H64L65 58V56H61L60 55V52L62 51V50H69V59H74V56H76L77 54H79L80 55V58L82 59L81 61H85L84 60V54H83V52H85L84 50H86L87 48H86V46H87V44L88 43H90V44H88V47H89V53H92V52H96V51H108V49H109V51H111V52H114L115 54L114 55H116V56H118L119 54H121L120 52H122V50H123V48H124V46L126 45V44H124V43H127V39H129V40H131V41H129V42H134V41H136V39H138V37L140 38V36H141V34L143 33V30L145 29V27H146V25H147V27H148V29L149 30H151V31H153L154 30V28L157 26V24H159V23H161L160 25H162V26H167V27H165V29H166V31L168 32V33H166L165 31H164V27L161 29L162 31H164L163 32V34H162V37H161V39H163L162 41H163V46H162V48H164V50H166V54H167V56H171V54H173L174 53V51H179V53L180 52H182V50H187V49H189L188 51H189V55H190V59L188 58V59H186L185 60V62L186 63H184L183 65L181 64V61L179 60L178 62H177V65L178 66H176L177 68H179L180 70L179 71H181V73H182V75H181V77H179L180 76V72L179 71H177V72H174V73H176L175 74V77L173 76V79L174 80H177V81H175V83H173V84H176L178 81H179V83H185V84H187V83H189V82H192L193 81V78L194 79H196L195 77H199L200 76V78H202L201 80L203 81V82H205V81H207V78H208V80L210 81V79H211V81H212V78H210V77H213L214 76V73H215V76H214V78L217 76V75H219V73L221 74L222 72L226 75L227 73V76H225L226 78H228V79H232L233 78V76H235V69L236 70H239V71H242V70H245V60H247V62H249L250 61V63H251V66H252V63H257V61H260V59L262 60L263 59V57H262V54H264V51L263 52H261V50H264L263 48H264V28L263 27H261V29H260V31L256 34V36H255V38H254V41H253V43H250V38H249V35H250V33H251V28H252V26L251 25H249V24H252V22L254 21V20H251V19H255V17H256V14L255 13H257V11H258V6H256V5H259V1L260 0H257L256 1V3H255V7L251 10V11H248L247 12V14H246V18H242L243 19V21H245V19H246V21H245V25H244V29H243V33H242V35H241V40H240V45L239 46H236V45H234V44H232L230 41H231V38L232 37H234V33H233V31L235 32V30H233V29H230L229 28V25H228V12L226 11L227 10V8H226V3L225 2H222V4H216V3H211V5L208 3V4H205V5H203V6H201L203 3H201L203 0H69L68 1V4H66L67 6L69 5H72V6H74L73 8L75 9L76 7H78L77 9H75L74 10V16H73V20H72V22L70 23V21H69V23L68 24H66L65 26H64V28H63V31H60V34H61V36H62V34H63V38H65V37H67L68 38V36H69V38H68V44H67V46H61V45H59V43L57 42V41H50V34L52 33V26H50L51 24L49 23V16H50V13H49V11H51V9L53 8V6L51 5V4H45L44 2H42V0ZM28 1V2H27ZM77 1H79L80 3H78V5L80 6H78L77 5ZM83 1H85V2H83ZM134 1V2H133ZM159 2V4H157L158 2ZM193 1V2H192ZM207 1V0H206ZM74 2V3H73ZM132 3V4H130V3ZM166 2V3H165ZM15 3V4H14ZM38 3V4H37ZM40 3V4H39ZM21 4V5H20ZM30 4H32V5H30ZM84 4H85V6H84ZM130 4V5H129ZM165 4V5H164ZM167 4V5H166ZM15 5H17V6H15ZM36 5V6H35ZM200 7L199 8V10H200V12H199V10L197 11V9H198V7ZM2 6V7H1ZM21 6V7H20ZM31 6V7H30ZM38 6V7H37ZM47 6V7H46ZM84 6V7H83ZM91 6H92V8H91ZM166 6H169V7H166ZM191 6H192V9H189V8H191ZM219 7V8H221V9H219V8H216V7ZM22 7H24V8H22ZM50 7V8H49ZM204 7V8H203ZM207 9H206V8ZM20 8V9H19ZM27 8V9H26ZM80 8V9H79ZM111 8V9H110ZM168 8V9H167ZM19 9V10H18ZM38 9V10H37ZM163 9V10H162ZM173 9V10H172ZM209 9V10H208ZM20 10L21 11H23V13L21 12L20 13ZM53 10V9H52ZM82 12H81V11ZM90 10V11H89ZM133 10V11H132ZM195 10V11H194ZM205 10V11H204ZM218 10L220 11V12H218ZM15 11V12H14ZM19 11V12H18ZM38 11V12H37ZM44 11V12H43ZM76 11V12H75ZM83 11H84V13H83ZM132 11V12H131ZM170 11V12H169ZM206 11H214V17H210V18H208L207 17V15L205 14V12ZM222 11V12H221ZM254 11V12H253ZM18 12V13H17ZM190 12V13H189ZM192 12H194V13H192ZM204 13V15H203V13ZM216 12V13H215ZM25 13V14H24ZM168 13V14H167ZM196 13V14H195ZM18 14V15H17ZM45 14V15H44ZM87 14V15H86ZM151 14V15H150ZM194 14V15H193ZM217 14V15H216ZM44 15V16H43ZM48 15V16H47ZM77 15V16H76ZM219 15V16H218ZM223 15V16H222ZM24 16V17H23ZM26 16V17H25ZM149 16H150V18H149ZM164 16V17H163ZM201 16V17H200ZM20 17H22V19L23 18H25L24 20H22V19H20ZM46 17H48V19L46 18ZM74 17H75V21H74ZM122 17V18H121ZM168 17V18H167ZM198 17V18H197ZM38 18V19H37ZM41 18H43V19H41ZM46 18V19H45ZM162 18V19H161ZM166 20H164V19ZM216 18L218 19V20H216ZM251 18V19H250ZM91 19V23H90V20ZM123 19V20H122ZM132 19H134V21L132 20ZM148 19V20H147ZM195 19L197 20V21H195ZM216 21H215V20ZM242 19H241V21H240V23H243V21H242ZM36 20V21H35ZM48 20V21H47ZM79 20V21H78ZM82 22H81V21ZM160 20H162L163 21V23L164 24H162V21H160ZM190 20H192V21H190ZM193 20H194V22H193ZM200 20V21H199ZM209 21L207 24H206V22H204V21ZM211 20H213V23H214V21H215V26L214 25H212V22H211ZM22 21V22H21ZM39 21V22H38ZM43 21V22H42ZM88 21H89V23H88ZM94 21V22H93ZM127 21V22H126ZM166 23H165V22ZM188 21V22H187ZM203 21V22H202ZM37 22V23H36ZM80 22V23H79ZM116 22V23H115ZM147 22V23H146ZM220 22V23H219ZM32 23V24H31ZM74 23H77L76 25L74 24ZM95 23V24H94ZM179 23V24H178ZM189 23V24H188ZM195 23V24H194ZM29 24H30V26H29ZM71 24V25H70ZM90 24V25H89ZM166 24V25H165ZM197 24V25H196ZM40 25H42V26H40ZM71 26V27H69V26ZM78 25H81V26H78ZM94 25V26H93ZM102 25V26H101ZM113 25V26H112ZM203 25V26H202ZM221 25V26H220ZM28 26V27H27ZM75 28H74V27ZM182 26V27H181ZM197 26V27H196ZM209 26V27H208ZM215 28H214V27ZM218 26V27H217ZM226 26H228V27H226ZM50 27H51V29H50ZM78 27H79V29H78ZM82 27H83V29L84 30H86L84 33H83V29H82ZM90 28V29H88V28ZM93 27V28H92ZM30 29V31L31 32H29V29ZM71 28V29H70ZM76 28H77V30H76ZM95 28H97V29H95ZM101 28V29H100ZM210 28V29H209ZM226 28V29H225ZM228 28V29H227ZM73 29H74V31H75V33H74V31H73ZM96 31H95V30ZM183 29V30H182ZM192 29V31H190ZM208 29V30H207ZM21 30V31H20ZM36 30V31H35ZM44 30V31H43ZM48 30V31H47ZM99 30H101L100 32L101 33H99ZM115 30V31H114ZM117 30H119L120 31V35H119V32L117 31ZM125 31V33H124V31ZM194 30V31H193ZM198 30V31H197ZM204 30H206L205 32H204ZM212 30L214 31V35L213 34H211L210 33V31L212 32ZM12 31H13V33H12ZM68 31V32H67ZM72 31V32H71ZM81 31V32H80ZM108 32V34L106 33V32ZM113 31V32H112ZM261 31H263V32H261ZM28 32V33H27ZM42 32V33H41ZM87 32H91V33H87ZM176 32V33H175ZM187 32V33H186ZM221 32V33H220ZM3 33V34H2ZM20 33V34H19ZM46 35H45V34ZM49 33V34H48ZM69 33V34H68ZM74 34V36H73V34ZM79 33V34H78ZM99 35H98V34ZM103 33V34H102ZM117 33V34H116ZM122 33H124V34H122ZM140 33V35H138ZM197 33V34H196ZM205 33V34H204ZM211 35H210V34ZM233 33V34H232ZM246 33V34H245ZM19 34V35H18ZM28 34V35H27ZM29 34H31L30 35V37H31V39H32V41H31V39H30V37H29ZM32 34H34L33 35V37H35L34 39H33V37H32ZM37 34V35H36ZM72 34V35H71ZM80 34H84V37H82ZM89 34H90V37H89ZM96 34L98 35L97 37H96ZM112 34V35H111ZM116 34V35H115ZM164 34H167V35H164ZM170 34V35H169ZM26 35V36H25ZM80 35V36H79ZM87 35V36H86ZM92 35V36H91ZM102 35H104V36H102ZM107 35H108V37H107ZM111 35V36H110ZM199 35H200V38H199ZM208 35V36H207ZM18 36H19V39H18ZM21 36V37H20ZM37 36V37H36ZM46 36V37H45ZM65 36V37H64ZM73 36V38H71V37ZM101 36V37H100ZM106 36V37H105ZM115 36V37H114ZM119 36V37H118ZM125 36V37H124ZM166 36V38L164 39V37ZM29 39H28V38ZM41 39H40V38ZM43 37V38H42ZM48 37H49V40H48ZM102 37H103V41H101V42H98V41H100V40H98V39H101L102 40ZM106 39H110L109 41L107 40V42L108 43H110V42H113V43H115L114 45H113V43H111V44H108V43H106V44H108L107 45V48H108V46L110 45V47L107 49V50H105L106 48V46H102L101 44H102V42L104 43V40H105V38ZM113 37H114V40H113ZM137 37V38H136ZM175 37V38H174ZM216 37V38H215ZM39 38V39H38ZM76 38V39H75ZM81 38H83L82 40H84V42L81 40ZM89 38V39H88ZM94 38H96V39H94ZM111 38H112V40H111ZM119 38V39H118ZM120 38H121V40H123V41H121L120 40ZM167 38H168V41H167ZM198 38V39H197ZM225 38H226V40H225ZM23 39V41H21ZM25 39V40H24ZM37 41H36V40ZM44 39V40H43ZM47 39V40H46ZM69 39H71V40H69ZM86 39L88 40L87 42V44L85 43V41H86ZM116 39V40H115ZM118 39V40H117ZM125 39V40H124ZM196 39V40H195ZM203 41H202V40ZM236 39V38H235ZM246 39V40H245ZM18 40V41H17ZM28 40H30V42H32V44H34L35 46L36 45H38L39 44V46L41 47H38L37 46V49H36V47H34L33 48V50L34 49H36L37 51L39 50L38 48H40V51H38L39 52V56H37L38 55V52L36 51V50H34V51H36L35 53H33L34 55L36 54V56H34L33 54V56L31 55V56H29V58H23V53L21 52V48L23 47L22 45L23 44H25L26 42H28ZM34 40L36 41V42H34ZM42 40V41H41ZM76 42H75V41ZM90 40H92L91 42H90ZM93 40H94V42H93ZM179 40V41H178ZM219 40V41H218ZM225 40V41H224ZM248 40V42H245V44L243 43L244 41H247ZM39 41H40V43H39ZM47 41V42H46ZM50 43H49V42ZM81 41L83 42V43H81ZM124 41H126V42H124ZM169 41H171V42H169ZM198 41V42H197ZM209 41V42H208ZM213 41V43H214V47H210L211 49H206V51H205V49L204 48H202V47H204V43H207V45L206 46H210V43ZM19 42V43H18ZM30 42H28V44L30 43ZM73 42V43H72ZM75 42V43H74ZM96 42H98V44L96 43ZM122 42H124V43H122ZM181 42H182V44H181ZM201 42V43H200ZM220 42V43H219ZM242 42V43H241ZM8 43V44H7ZM37 43V44H36ZM45 43H47V44H45ZM58 43V44H57ZM92 43H94V45L92 44ZM97 45H96V44ZM122 43V44H121ZM165 43V44H164ZM198 43V44H197ZM13 44H14V46H13ZM17 44V45H16ZM73 44V45H72ZM74 44H76V45H74ZM84 44H86V46H84V48H83V45ZM170 44V45H169ZM175 44V46H173ZM184 44L186 45L185 46V48H184ZM195 44V45H194ZM218 44H219V46H218ZM222 44H224V46L222 45ZM230 44V45H229ZM45 45V46H44ZM53 45V46H52ZM56 45V46H55ZM89 45H91V46H89ZM100 45V46H99ZM115 45H117V47H115ZM122 45V46H121ZM124 45V46H123ZM172 45V46H171ZM200 45V46H199ZM227 45V46H226ZM232 45H234V46H232ZM252 45V46H251ZM70 46V47H69ZM80 46H82V47H80ZM99 46V47H98ZM169 46V47H168ZM187 46H190V47H187ZM196 46V47H195ZM211 46H212V44H211ZM229 46V47H228ZM250 46V47H249ZM90 47H92V52L90 51L91 50V48ZM93 47L95 48V50H93ZM113 47V48H112ZM167 49H166V48ZM171 47V48H170ZM176 47V48H175ZM178 47V48H177ZM181 47H183V48H181ZM193 47V48H192ZM228 47V48H227ZM233 47V48H232ZM236 47V48H235ZM242 47V48H241ZM249 47V48H248ZM14 48V49H13ZM57 48V49H56ZM81 48H83V49H81ZM115 48V49H114ZM118 48H120V49H118ZM169 48L171 49V50H169ZM214 48V49H213ZM229 48H231V49H234L233 51H234V55H233V51H231V49H229ZM79 49V50H78ZM96 49H98V50H96ZM178 49V50H177ZM181 49V50H180ZM203 49V50H202ZM212 49H213V51H212ZM221 49V50H220ZM20 50V51H19ZM42 50V51H41ZM48 50V51H47ZM116 50H118V51H116ZM238 50V51H237ZM240 50H244V52H242L241 53V51ZM260 50V51H259ZM33 51V52H34ZM50 51V52H49ZM55 51V52H54ZM77 51H79V52H77ZM81 51V52H80ZM108 51V52H109ZM195 51H198V52H195ZM200 51V52H199ZM204 53H203V52ZM211 51V52H210ZM17 52V53H16ZM77 52V53H76ZM119 52V53H118ZM171 52V54H169V53ZM224 52V53H223ZM236 52H237V54H236ZM46 53V54H45ZM51 53V54H50ZM59 53V54H58ZM191 53V54H190ZM211 53V54H210ZM221 53H223V54H221ZM228 53V54H227ZM230 53V54H229ZM232 53V54H231ZM239 53V54H238ZM13 54H14V56H13ZM20 54V55H19ZM42 54V55H41ZM56 54H58V55H56ZM72 54V55H71ZM75 54V55H74ZM196 54V55H195ZM203 54V55H202ZM226 54V55H225ZM243 54H245L244 56H243ZM258 54H260V55H258ZM51 55V56H50ZM56 55V56H55ZM74 55V56H73ZM181 55L182 54H180V55H178V57H181ZM201 55V56H200ZM233 55V56H232ZM258 55V56H257ZM16 56V57H15ZM41 56V57H40ZM47 56V57H46ZM48 56H49V58H48ZM53 56V57H52ZM82 56V57H81ZM89 56V55H88ZM88 56L86 57V59H89L90 61H95L94 59H92V58H96V57H94V56H92V58L89 56V58H88ZM105 56V55H104ZM116 56H114V57H116ZM192 56V57H191ZM207 58H205V57ZM209 56V57H208ZM213 56V58L211 59V57ZM231 56V57H230ZM261 58H260V57ZM12 57H14L13 59H12ZM20 57V58H19ZM22 57V58H21ZM32 57H33V61H32ZM37 57H39V60L37 59ZM61 57H63V58H61ZM200 57H202V59L200 58ZM222 57V58H221ZM223 57H224V59H223ZM244 59H243V58ZM254 59H253V58ZM16 58V59H15ZM45 58V59H44ZM55 58V59H54ZM141 58V55H140V53L138 54V55H136V58H134V63H136V64H142L141 63V61H142V58ZM192 58V59H191ZM206 60H205V59ZM211 59V61H212V63L213 62H215L213 65H219V69H217V68H215V70H214V67H213V69H212V66L210 65V63H208L209 62V60ZM239 58H240V60H239ZM260 58V59H259ZM9 59H12V60H9ZM35 59V60H34ZM36 59H37V62H35L36 61ZM62 59V60H61ZM116 61H115V58H114V65L113 66H109L110 68H111V70L113 69V70H117V72L120 70V68H118V57H116ZM194 59V60H193ZM198 59V60H197ZM199 59H201V60H199ZM219 60V64H217L218 63V60ZM227 59V60H226ZM234 59V60H233ZM50 60V61H49ZM52 60V61H51ZM193 60V62H191ZM195 60H197V62L195 61ZM223 60V61H222ZM255 60H257V61H255ZM5 63H4V62ZM13 61V62H12ZM19 61H22V62H19ZM30 61H31V63H30ZM175 61V59H173V62ZM195 61V62H194ZM200 61V62H199ZM208 61V62H207ZM237 61V62H236ZM25 62V63H24ZM29 64H28V63ZM187 62H189V64L187 63ZM200 64H202V65H200ZM208 64H207V63ZM223 62V63H222ZM230 62V63H229ZM9 63H10V65H9ZM12 63V64H11ZM33 63V64H32ZM37 63V64H36ZM41 63H42V65H41ZM49 63V64H48ZM65 63V64H64ZM115 63H116V66H115ZM165 62H162L161 64L163 65ZM194 63L195 64H198V65H200V67L202 66H204V68H200L198 65H196V66H198V67H196L195 65H194ZM235 63V64H234ZM17 64H20V66L19 65H17ZM24 66H23V65ZM26 64V65H25ZM28 64V65H27ZM31 64H32V66L33 67H31ZM35 64V65H34ZM39 64V65H38ZM55 64V65H54ZM58 64V65H57ZM105 64V63H104ZM100 65L101 66V68H103L104 69V71L107 73V70H108V66L106 67V65ZM161 64H160V66H161ZM179 64L182 66H180L179 67ZM187 64H188V66H187ZM234 65V66H230V65ZM12 65H14V67L12 66ZM41 66V68L42 67H44L43 69H47V70H49V71H47L46 69V71L47 72H45L44 74H43V72H42V74L41 73H39L40 74V76H39V74H37V73H35V66ZM210 65V66H209ZM31 68H30V67ZM48 68H47V67ZM61 66V67H60ZM185 66V67H184ZM192 66V67H191ZM230 66V67H229ZM5 67H6V69H5ZM12 67V68H11ZM18 67H20V71H22V72H20V71H18L19 70V68ZM22 67H25V68H22ZM28 68V76L30 77V78H28V79H26V85L28 86V87H26L25 86V90H24V94L25 95H28V97L27 96H24V97H26V98H24V99H26V100H23V99H21L20 98V100H22V101H19V96H18V94H17V92H18V90L19 89H17L18 88V86L17 85H15V83H17V79L19 80V78L21 77L22 78V75H23V78H25L24 77V75L26 74H24L23 73V71L24 70H26L27 68ZM106 67V68H105ZM184 67V68H183ZM190 67H191V70H189L190 69ZM194 67V68H193ZM206 67H207V69H208V67H210V69H208V71H207V69H206ZM222 67H224L223 69H222ZM229 67V68H228ZM239 67H240V69H239ZM243 67V68H242ZM257 66H255V68H256ZM8 68H10V69H8ZM14 68V69H13ZM16 68H18V69H16ZM24 69V70H22V69ZM193 68V69H192ZM196 68H197V70H196ZM200 68V70H198ZM233 68H235V69H233ZM2 69V70H1ZM33 69H34V71H33ZM63 69V70H62ZM68 69V70H67ZM106 69V70H105ZM147 69V68H146ZM145 69V72L144 73H146L147 72V70ZM187 69H188V71H187ZM194 69L196 70L195 72H194ZM232 71V69H233V71L231 72L230 70ZM9 70V71H8ZM51 70H53V71H51ZM66 70V71H65ZM183 70V71H182ZM184 70L185 71H187V72H185V73H183L184 72ZM193 70V71H192ZM213 70V74H212V71ZM216 70H217V72H216ZM225 70V71H224ZM12 71H15V73L14 72H12ZM29 71H31V73H29ZM61 71V72H60ZM65 71V72H64ZM202 71V72H201ZM222 71V72H221ZM229 71V72H228ZM17 72V73H16ZM19 72H20V74L22 73V75L18 78V76H19ZM24 72H26V71H24ZM50 72V73H49ZM104 72V74H106ZM114 72V71H113ZM196 72H198V74L196 73ZM199 72H201V73H199ZM208 72H209V75H208ZM6 73V74H5ZM13 75H12V74ZM112 73V72H111ZM111 73H109V74H111ZM115 73H116V71H115ZM111 74V75H114V76H111V78L115 81L117 78H116V76H117V74ZM119 74H120V72H118ZM179 73V74H178ZM187 73V74H186ZM190 73H192V74H190ZM193 73H196V74H193ZM218 73V74H217ZM222 73V74H223ZM18 74V75H17ZM30 74H31V76H30ZM53 74V76L51 77V75ZM186 74V75H185ZM200 74V75H199ZM255 74V73H254ZM254 74L253 73H251V75L252 76H254ZM6 75V76H5ZM11 75V76H10ZM17 77H16V76ZM44 75V76H43ZM46 75H49V76H46ZM177 75H179V76H177ZM184 75V76H183ZM191 76V78H189L190 76ZM196 75H198V76H196ZM10 76V77H12L11 79L10 78H8V77ZM14 76V77H13ZM33 76H35V77H33ZM36 76H39V81H40V78H41V81L39 82V81H37V79H36ZM61 76V77H60ZM71 76H73V77H71ZM185 76H186V80H185ZM205 76L207 77V78H205ZM16 77V78H15ZM64 77V78H63ZM70 77V78H69ZM114 77V78H113ZM155 76H153V78H154ZM158 77H159V75H158ZM231 77V78H230ZM32 78V79H31ZM56 78V79H55ZM58 78V79H57ZM62 78H63V80H62ZM78 78V79H77ZM116 78V79H115ZM176 78V79H175ZM183 78V79H182ZM213 78V79H214ZM3 79H4V81H5V79H6V82H4L3 81ZM8 79V80H7ZM34 79V80H33ZM45 79V80H44ZM65 79H67V85H71V87H74V88H70L69 89V86H68V88L66 87V84H64V83H66L65 82ZM123 79V78H122ZM127 79V78H126ZM123 80L122 82H119V84L120 85H122L123 86V89H126V86L127 85H123V84H128V81L127 80ZM227 79V80H228ZM10 80H11V82H10ZM15 80V81H14ZM29 80V81H28ZM55 80V81H54ZM64 81V83H63V85L62 84H59L58 82H56V81ZM70 80H72V81H70ZM112 80V81H113ZM191 80V81H190ZM9 81V82H8ZM46 81V82H45ZM209 81H207L206 83H214L215 82V79L211 82H209ZM2 82H4V83H2ZM13 82H15V83H13ZM29 82H30V84H29ZM41 82L43 83V85H40L41 84ZM126 82V83H125ZM154 82H155V84H156V86H158V81H155L154 80ZM59 84V86L61 85V86H63L64 88H60V87H57L58 86V84ZM80 83V84H79ZM4 84V85H3ZM12 84V85H11ZM35 84H36V86H35ZM39 84V85H38ZM84 84V85H83ZM6 85V86H5ZM8 85V86H7ZM14 85V86H13ZM29 85H31V87L29 86ZM81 85V86H80ZM212 85V84H211ZM17 86V87H16ZM34 86V87H33ZM40 86V87H39ZM49 86V87H48ZM4 87V88H3ZM8 87V88H7ZM13 87H14V89H13ZM15 87H16V89H15ZM37 87V88H36ZM39 87V88H38ZM56 87V88H55ZM172 88L174 87V85L173 86H171ZM3 88V89H2ZM10 88V90H4V89H9ZM36 88V89H35ZM41 88V89H40ZM43 88V89H42ZM51 89V90H53V91H51L50 90V92H53V95L51 94V93H48L47 92V90L48 89ZM54 88V89H53ZM61 89L62 90V92H60L59 91V93H58V90L59 89ZM68 89V91H66L67 89ZM11 89L12 90H14V91H11ZM35 89V91H32V90H34ZM58 89V90H57ZM66 89V90H65ZM157 89H158V87H157ZM156 89V87H154V86H152V89L150 90V91H152V93L150 92V93H148L147 91H149V88H148V90L146 91V94L148 95H145V96H147V97H145L144 99L145 100H147V102L143 99L142 100V102L140 103V106H142V105H144V106H148V107H151V106H153V105H151V102H152V104H155V102H156V104L158 105V107L160 108L161 107V110L162 111H160V117L162 116H164L165 118L164 119H166V121H169L168 122V124L166 123L165 125H163L164 124V122H165V120H164V122L162 121V127H161V131H162V133L164 132L165 134L163 135V136H160L159 137V139H157L156 141H163V142H166V141H168L169 139H167V138H164V137H168L169 135L171 136V134H172V136H171V139H173L172 141L174 142V143H176L177 144V147L179 146V148H177V149H180V150H177V149H175V148H173V149H175V150H177V151H180L177 155L178 156H176V155H172V153H171V151L169 152V154L167 153V152H163L164 154H166V155H159L158 157H160V160L158 159V160H156V162H158L159 163V165H161V163L165 160V161H167V162H169V163H173L172 165L173 166H176L177 167V165H180V164H188L189 165V167H190V171H194L195 169H196V163H197V161H196V158L199 156L198 155V153H197V148H198V145H199V143L197 142V141H195L194 140V138L196 139L200 134V136L201 137H210V138H213L214 137V139H215V141H217L218 142V145L219 144H222L223 145V148L222 149H220V151H221V154L223 155V156H221L222 157V162H221V160H219V159H216L215 160V162H217V163H215L217 166H221V168H222V166L224 167V166H226V167H228L229 165H232L235 161L236 162H238V163H240L242 166L244 165V166H249V165H257V166H260L262 163H264V160H262V159H264L263 157H264V155L262 154L261 155V148L260 149H257V150H254V151H251V152H249L250 153V156L252 155V156H254L253 157V159L251 160V161H246V159H245V157H243V153H245V151H248L249 149L247 148V147H244L243 145H241V143H237L236 141L238 140V138H237V136L235 135V134H231V132L229 133L228 131H226V132H224V131H222L221 129L220 130H218L215 134H213L212 135V131H211V129L210 128H206V126H202V123H201V125H198L197 127H195L197 124H198V122L197 121H199V115H202V114H204L203 112L204 111H206V109L208 110V111H210V113L212 114H216L218 117H219V115L220 116H222L223 115V113H222V110H224V108H225V105L226 104H222V103H220V102H218L216 105H215V107L213 108V109H209V108H207L208 106H202V107H198L199 105L198 104H201V103H196L195 102V99L194 98H196L195 96H192V97H188V96H185L186 95V90H185V88H181V89H179V90H175V92H173V93H171V91L170 92H168V93H166L167 91H169V90H171V88L169 89V90H167L166 88H164V93L165 94H163V88H159L158 90ZM161 89V90H160ZM28 90H29V92H28ZM41 90V91H40ZM167 90V91H166ZM183 90V91H182ZM185 90V91H184ZM226 90V88H224V91ZM7 91H9V93H10V95H9V93L7 92ZM31 91V92H30ZM41 93H40V92ZM64 91V92H63ZM70 91V92H69ZM72 91V92H71ZM157 91H159L158 93H157ZM166 91V92H165ZM26 92V93H25ZM34 92V93H33ZM43 92V93H42ZM44 92L45 93H47L48 94V97H46V95L44 94ZM155 92V93H154ZM180 92H182V93H180ZM185 92V93H184ZM188 92V91H187ZM223 92V91H222ZM221 92V94H222V96H225L224 95V92L222 93ZM14 93H16V96L14 95V97H18V98H16V99H18V102H17V100H15V98L13 97V96H11V95H13ZM28 93V94H27ZM61 93H62V95H61ZM65 93H66V95H65ZM69 93V94H68ZM177 93H179V94H177ZM30 94V95H29ZM43 94L45 95L44 97H45V99H44V97H43ZM56 94H58V97H55L54 95H56ZM59 94H60V96L61 97H63V95H65L66 97H63V98H60L62 101H60V99H59ZM152 94V96L154 97V95L156 94V96H157V99H160V100H163L162 101V103L161 104H163V106H161V104H159L161 101L160 100H155L154 98H150V100H148L149 98V96ZM163 94V95H162ZM168 94H172V95H170L171 97H168L167 95ZM181 94V95H180ZM6 97H5V96ZM68 95V96H67ZM162 95V96H161ZM165 95V96H164ZM7 96H9V97H13V98H7ZM36 96L38 97V98H36ZM53 97V99H52V97ZM57 96V95H56ZM158 96H161L162 98L163 97H166L167 98V100H165L166 98H164V99H161V97H159L158 98ZM173 96V97H172ZM176 96V97H175ZM178 96V97H177ZM183 96H185V97H183ZM40 97V98H39ZM49 97L52 99H49ZM57 98L56 100V102H55V98ZM67 97H70V102H67V101H69L68 100V98ZM72 97V98H71ZM2 98V99H1ZM42 98V99H41ZM169 98V99H168ZM177 98V99H176ZM180 98V99H179ZM228 97H227V95H226V97H225V101H227L228 99H227ZM6 99V101H4V100ZM10 99V100H9ZM29 99V100H28ZM31 99V100H30ZM41 99V100H40ZM65 99H67V100H65ZM155 100V102L154 101H151V100ZM175 99V100H174ZM182 99V100H181ZM185 99V100H184ZM2 100V101H1ZM9 100V101H8ZM14 100H15V102H14ZM36 100H38V102H40V105H39V103L36 101ZM40 100V101H39ZM43 100V101H42ZM51 100V101H50ZM96 100V101H95ZM180 100V102H178ZM8 101V102H7ZM24 101V102H23ZM28 102L27 104H26V102ZM46 101V102H45ZM66 103H65V102ZM92 101H93V103H92ZM143 101H145V102H143ZM164 101H167V102H164ZM171 101V102H170ZM175 101V102H174ZM182 101V102H181ZM238 101H241L240 100V98H239V100ZM7 102V103H6ZM11 102H13V103H11ZM34 102H36V103H34ZM43 102V103H42ZM54 102V103H53ZM60 102V103H59ZM99 102V103H98ZM170 102V103H169ZM177 102L180 104H178V106H177ZM3 103V104H2ZM6 103V104H5ZM20 103H23V104H21L20 105ZM31 105H30V104ZM47 103V104H46ZM49 103V104H48ZM58 103V104H57ZM69 105H68V104ZM75 103V104H74ZM173 103V104H172ZM174 103H176V104H174ZM25 104V105H24ZM36 104V105H35ZM38 104V105H37ZM51 104V105H50ZM55 104V105H54ZM71 104V105H70ZM167 104H168V106H167ZM196 104H197V106H196ZM241 104H242V102H238V104H237V109L239 110V112L241 111ZM9 105V106H8ZM23 105H24V107L25 108H23L24 109V113L26 112V113H30L31 115L32 114H37V115H33V116H30L29 114V116L27 117L26 115H22V112H23V110L22 109H20V106H21V108L23 107ZM26 105H28V107L26 106ZM52 105H54L53 107H52ZM67 105V106H66ZM75 105V106H74ZM86 105V104H85ZM160 105V106H159ZM171 107H170V106ZM176 105V109H174L173 107ZM188 105V106H187ZM193 105V106H192ZM221 105H222V107H221ZM224 105V106H223ZM13 106H16V105H13ZM38 106V107H37ZM47 108H46V107ZM50 106H51V108H50ZM57 106V107H56ZM66 106V107H65ZM71 106H73V107H71ZM194 106H195V108H194ZM30 107V108H29ZM68 107H70L69 109H68ZM191 107V108H190ZM206 107V108H205ZM220 107V108H219ZM36 108V109H35ZM45 108V109H44ZM49 108V109H48ZM65 108H67L68 110H70V111H68L67 109H65ZM72 108H74V109H72ZM166 108V109H165ZM168 108V109H167ZM172 110H171V109ZM179 108H181V109H179ZM200 108V109H199ZM204 108V109H203ZM218 108V109H217ZM26 109H31V110H29V112H28V110H26ZM34 109V110H33ZM42 111H41V110ZM48 109V110H47ZM52 109H53V111H52ZM65 109V110H64ZM76 109H77V111H76ZM84 109V108H83ZM97 109V110H96ZM178 109V110H177ZM186 109H189V110H186ZM194 109H196V110H194ZM198 109V110H197ZM202 109V110H201ZM0 110H2V109H0ZM22 110V111H21ZM44 110H46V111H44ZM81 110V111H80ZM182 110H184V112H185V110H186V112L185 113H183L182 112ZM192 110V112H190ZM204 110V111H203ZM51 111H52V113H53V115H52V113H51ZM80 111V112H79ZM95 111V112H94ZM168 113H167V112ZM170 111H171V113H170ZM177 111V112H176ZM180 111H181V113H180ZM196 111V112H195ZM202 113H200V112ZM34 112V113H33ZM56 112V113H55ZM57 112H59V113H57ZM70 114H69V113ZM72 112H73V114H72ZM77 112H79V113H77ZM84 114H83V113ZM163 114H162V113ZM173 112H174V114H175V112H176V116L178 117V118H176L174 115L172 116V114H173ZM188 112H189V114H188ZM194 112V113H193ZM197 112H199V113H197ZM47 113L48 114H50L51 116H53V117H51L50 115H47ZM55 113V114H54ZM89 114V115H87V116H85V114ZM91 113H93V114H95V115H91L90 116V114ZM167 113V114H166ZM178 113H180L181 115L182 114H184V115H182V116H180L179 117V115L180 114H178ZM191 113H193L192 115H190ZM43 114V115H42ZM58 114V115H57ZM65 114V115H64ZM71 114H72V116H71ZM171 114V115H170ZM54 115H56V116H58L57 117V119H56V117L54 116ZM69 115H70V118H69ZM74 115H77L76 117L74 116ZM168 115H169V117H168ZM187 115V116H186ZM195 115V116H194ZM197 115V116H196ZM66 116L69 118V119H67L66 118ZM96 116V117H95ZM171 116V117H170ZM192 116V117H191ZM32 117V118H31ZM36 117H38V118H36ZM43 119H42V118ZM44 117H46L45 119H44ZM65 117V118H64ZM172 117H173V119H172ZM12 118V117H11ZM10 118V119H11ZM33 118H35V119H33ZM55 118V119H54ZM64 120H63V119ZM74 118V119H73ZM91 118V119H90ZM94 118V119H93ZM118 119H121V117L120 116H118L117 117ZM169 118H171L170 120H168ZM180 118V119H179ZM189 120H188V119ZM191 118V119H190ZM194 118V119H193ZM42 121H41V120ZM49 121H48V120ZM56 120V121H54V120ZM66 119V120H65ZM176 119V120H175ZM181 119H182V122H181ZM198 119V120H197ZM223 119H224V116L221 118V120L218 118L216 121H217V123L219 122V124L221 123V124H223ZM13 120H14V122H13ZM25 120H28L29 121V123H28V121H25ZM31 120V121H30ZM51 120V121H50ZM64 122H63V121ZM68 120V121H67ZM96 120H97V122H96ZM178 120V121H177ZM193 120V121H192ZM219 120V121H218ZM35 121V122H34ZM36 121H38V123H41V125L40 126H43V127H38L39 125H38V123L36 122ZM41 121V122H40ZM46 121H48V122H46ZM66 121V122H65ZM95 121V122H94ZM175 121V122H174ZM196 121V122H195ZM10 122H12L11 123V126L12 127H14L13 125H15L16 124V119L13 117L12 118V120H9V126H10ZM31 122V123H30ZM76 122V123H75ZM80 124H79V123ZM86 122V123H85ZM193 122V123H192ZM15 123V124H14ZM46 124V125H43V124ZM48 123V124H47ZM56 123V125H58V126H56V125H54ZM65 123V124H64ZM77 126H74V124ZM84 123V124H83ZM95 124L94 126H93V124ZM173 123H175L176 125H174ZM180 123H182V124H180ZM185 123V124H184ZM187 123V124H186ZM50 124V125H49ZM53 124V125H52ZM61 124V125H60ZM62 124H63V128H62ZM72 124H73V126H72ZM82 125V126H79V125ZM170 124H171V126H170ZM180 124V125H179ZM184 124V125H183ZM220 124V125H221ZM38 125V126H37ZM91 125V126H90ZM166 125H168V126H166ZM172 125H174V126H172ZM186 125H187V127H186ZM16 126V125H15ZM87 126L89 127V128H87ZM165 126H166V128H165ZM184 126V127H183ZM192 126H194V128H192L191 127V129H195L196 128V130H195V132L196 133H194L193 134V131H191L190 130V127ZM200 126L203 128V127H205L204 129L205 130H203L202 131V128H200ZM46 127V128H45ZM54 127V128H53ZM55 127H57V129L55 128ZM174 127V128H173ZM48 128V129H47ZM52 128V129H51ZM61 128H62V130H61ZM74 128H75V130H74ZM167 128H169V130L171 129V130H173V132L171 131H167ZM176 128V129H175ZM179 128V129H178ZM182 128V129H181ZM186 128V129H185ZM35 131H34V130ZM45 129H47V131L45 130ZM67 129V130H66ZM80 131H79V130ZM165 129V130H164ZM175 129V130H174ZM189 129V130H188ZM201 129V130H200ZM40 130H42V131H40ZM43 130H45L44 132H43ZM52 130V131H51ZM54 130H56V131H54ZM178 130V131H177ZM180 130V131H179ZM199 130V131H198ZM54 131V132H53ZM176 131V132H175ZM184 131H186V132H184ZM198 131V132H197ZM200 131L202 132V133H200ZM170 133V134H168V133ZM175 132V133H174ZM206 132V133H205ZM42 133V134H41ZM53 133V134H52ZM64 133V134H63ZM188 133V134H187ZM52 134V135H51ZM57 134V135H56ZM89 134V135H88ZM117 134V133H116ZM167 134V135H166ZM173 134H175V135H173ZM178 134V135H177ZM223 134H225V136L223 135ZM31 137H30V136ZM35 135H36V137H39L40 139H36L35 138ZM39 135V136H38ZM47 135V136H46ZM59 135V136H58ZM196 135V136H195ZM209 135V136H208ZM212 135V136H211ZM224 137H223V136ZM34 136V137H33ZM43 136V137H42ZM53 136V137H52ZM61 136V137H60ZM91 136V137H90ZM113 136H114V134H113ZM174 136H176V137H174ZM178 136V137H177ZM193 136V137H192ZM47 137H48V139H47ZM55 137V138H54ZM60 137V138H59ZM118 137H121V135L119 136L118 135ZM118 137H114V139L116 138V140L118 139ZM126 138H124L123 140V145H124V147L126 146V142L129 140V138H128V136H125ZM27 138H30L31 139V141L33 140V142H36V143H33V142H31L30 141V139L29 140H27ZM34 138V139H33ZM42 138V139H41ZM51 138V139H50ZM53 138H54V140H53ZM85 138V139H84ZM188 140H187V139ZM199 138V137H198ZM209 138V139H210ZM15 139V138H14ZM60 139V140H59ZM89 139H91V140H89ZM93 139V140H92ZM163 139V140H162ZM171 139L169 140V141H171ZM193 139V140H192ZM36 140V141H35ZM45 140V141H44ZM126 140V141H125ZM186 140V141H185ZM235 140V141H234ZM15 142V144H18V143H20L21 144V142L20 141H18V139H15L14 140ZM30 141V142H29ZM60 141V142H59ZM89 141V142H88ZM158 141V142H159ZM176 141V142H175ZM179 141H180V143H179ZM195 141V142H194ZM222 141V142H221ZM17 142V143H16ZM41 142H44V143H42L41 144ZM48 142V143H47ZM51 142H53V143H51ZM95 142V143H94ZM188 142H190V146L189 145H187L188 144ZM192 142V143H191ZM232 142V143H231ZM92 143V144H91ZM103 143V144H102ZM107 143V144H106ZM196 143V144H195ZM90 144H91V147H90ZM95 144V145H94ZM96 144H97V146H96ZM100 146H99V145ZM102 144V145H101ZM137 143H136V141L135 140H129V144L127 145V147H128V149L130 150V152H131V154L129 155V154H127V156H125L124 158H121V151H119V154H118V156L116 157V158H113L112 157V159H113V163H112V173H113V179H114V181L118 184V185H124V183L125 184H128V190H126V192H125V194H124V198L126 199L125 201H126V203L127 204H130V202L131 201H133V200H136L137 199V197H138V199H141L142 201H143V203H144V205L145 206H147L148 207V210H147V212H146V214L149 216V217H151V215H152V213L150 212V206H151V202H150V197L148 196L149 194H148V192H149V184H150V182H151V179H152V176L154 177L155 176V174H156V172H157V174H159V172H160V170H162V167L161 166H159V165H157V166H155V167H152V168H148V166H146L145 167V165H143V163L145 162V159L143 158V156L141 157L140 156V154L139 153H137L136 152V154L135 153H132L133 152V148L135 147V146H137L136 145ZM184 144H186V145H184ZM45 145V146H44ZM53 145V146H52ZM134 145V146H133ZM182 145V146H181ZM184 145V146H183ZM238 147H237V146ZM240 145V146H239ZM17 146V145H16ZM43 146H44V148H43ZM49 146H51V147H49ZM57 146V147H56ZM85 146V147H84ZM92 146L97 150V151H95V149H94V151H93V148H92ZM98 146L100 147V148H98ZM189 146V147H188ZM121 147V146H120ZM132 147V148H131ZM186 147V148H185ZM228 147H231V149L229 150V152L227 151V148ZM182 148V149H181ZM184 148V149H183ZM189 148V149H188ZM250 148V147H249ZM89 149V150H88ZM122 149V148H121ZM187 149V150H186ZM191 149V150H190ZM234 149L235 150H239V152L237 153L238 155H236L237 157H235V152H234ZM47 150V151H46ZM92 150V151H91ZM190 150V151H189ZM193 150V151H192ZM84 151H86V153L84 152ZM107 151V152H106ZM111 151V152H110ZM243 151V152H242ZM257 151V152H256ZM84 152V153H83ZM95 152V153H94ZM98 152V153H97ZM103 152V153H102ZM105 152V153H104ZM111 154H109V153ZM113 152V153H112ZM253 152V153H252ZM90 153V154H89ZM94 153V154H93ZM171 153V154H170ZM252 153V154H251ZM84 154V155H83ZM97 154V155H96ZM100 156H99V155ZM220 154V155H221ZM231 154V155H230ZM241 154V155H240ZM52 155L54 156L53 157V161H52V159H51V157H52ZM82 155H83V157L85 158H83L82 157ZM94 155H96V156H94ZM168 155V156H167ZM198 155V156H197ZM256 155V156H255ZM56 156V157H55ZM76 156H77V158H76ZM98 156V157H97ZM163 158H162V157ZM171 158H170V157ZM197 156V157H196ZM92 157V158H91ZM168 157H169V159H168ZM188 157V158H187ZM91 158V159H90ZM100 158V159H99ZM165 158V159H164ZM176 158V159H175ZM187 158V159H186ZM195 158V159H194ZM57 159V160H56ZM60 159V160H59ZM92 159H94V161L92 160ZM97 159V160H96ZM164 159V160H163ZM225 159V160H224ZM245 159V160H244ZM56 160V161H55ZM62 160V161H61ZM73 160V161H72ZM79 160H81V161H79ZM86 160V161H85ZM173 160V162H171ZM195 160V161H194ZM219 160V161H218ZM256 160H257V162H256ZM67 161V162H66ZM97 161V162H96ZM115 161V162H114ZM162 161V162H161ZM175 161V162H174ZM60 162H62V163H60ZM76 162H79L78 163V166H77V163ZM93 162V163H92ZM118 162V163H117ZM143 162V163H142ZM183 162V163H182ZM192 162V163H191ZM195 162V163H194ZM254 162V163H253ZM259 162H260V164H259ZM176 163V164H175ZM180 163V164H179ZM220 163V164H219ZM225 163V164H224ZM62 164V165H61ZM81 164V165H80ZM115 164V165H114ZM118 164V165H117ZM116 166V167H115ZM142 166H144L143 168H142ZM128 167V168H127ZM176 167H173V169H176ZM34 168H35V170H34ZM41 168V169H40ZM43 167L42 166H40V167H38V166H36V165H34L33 166V168H31V169H28V171H27V175L29 176V177H32V178H35V180H37L38 182H40V188H43L45 185L43 184V180L45 179V177H42V176H44V171L46 170V169H42ZM48 168H50V167H48ZM53 168V167H52ZM52 168H51V170H52ZM193 168V169H192ZM40 169V170H39ZM116 169H117V172H116ZM119 169V170H118ZM152 169V170H151ZM211 169V168H210ZM215 170H214V172H216L215 173V175H214V179H213V183H210L208 186L209 187H206L205 188V199H211V197H212V195H213V190H214V187H215V184H216V178L218 177V172H219V168H214ZM16 170V169H15ZM34 170V171H33ZM43 170V171H42ZM61 170H59V171H57V170H52L55 174H56V178L58 177V183H61L62 184V182L61 181H64V180H66L67 178H66V175H63V173H61L60 171ZM8 171H9V168L7 167V168H5L4 169V171L2 172V174H0L1 176H0V192L3 190V189H5L4 187L6 186V182H7V173H8ZM17 171V170H16ZM20 171H21V174L23 173L22 172V168L20 169ZM31 171V172H30ZM38 171H40V172H38ZM57 171V172H56ZM115 171V172H114ZM139 173H138V172ZM148 171V172H147ZM154 171V173H151V172H153ZM13 172H15L14 171V168H13ZM12 172V177H14V179H17V175L15 174V173H13ZM34 172V173H33ZM46 172V171H45ZM75 172V173H74ZM145 172H146V175L144 176V174H145ZM164 172H166V174L165 175H168L169 174V171H168V169L166 168L165 169V171ZM33 173V175L32 176H30V174H32ZM35 173H37V174H35ZM38 173H40V174H38ZM53 173V174H54ZM114 173L116 174V175H114ZM132 173V174H131ZM136 173V174H135ZM85 175V173H82V175H81V173L78 175V176H80L81 175V177H83V178H85V180L84 181H86L87 180V178L89 177V175L86 173V175L88 176H86L85 175V177H84V175ZM118 174V175H117ZM140 174V175H139ZM149 174H150V176H149ZM22 175H24V173L22 174ZM26 175V174H25ZM27 175H26V177H27ZM35 175H38V176H36L35 177ZM41 175V176H40ZM124 175H125V177L126 178H124ZM135 175V176H134ZM141 176V177H138V176ZM61 176V177H60ZM116 176V177H115ZM119 176V177H118ZM210 176V174L208 173V176L207 177H209ZM231 176H233L232 178H231V180L233 181L234 179H235V177H234V175H231ZM16 177V178H15ZM39 177V178H38ZM63 177H64V179H63ZM87 177V178H86ZM138 177V180H136V178ZM143 177V178H142ZM149 177V178H148ZM23 178V177H22ZM61 178V179H60ZM118 178V179H117ZM122 178V179H121ZM141 180H140V179ZM144 178H145V180H144ZM43 179V180H42ZM116 179V180H115ZM121 179V180H120ZM128 179V180H127ZM144 181H143V180ZM149 179H150V182H149ZM33 180V179H32ZM60 180V181H59ZM133 180H135L134 182H133ZM141 182H143V185L141 184L140 185V181ZM42 181V182H41ZM122 181V182H121ZM132 181V182H131ZM139 181V182H138ZM215 181V182H214ZM121 182V183H120ZM129 182V183H128ZM148 182V183H147ZM6 183V184H5ZM132 183H133V185H132ZM139 184V186H140V188H139V186L138 185H135V184ZM67 185H65L64 184V186L62 185V186H60L59 188L57 187L56 189H66V187H68V185H69V183H66ZM130 185H132V187L130 186ZM248 185V186H247ZM253 184H252V182L251 181H243V184L241 185V189H240V191H241V193H244L247 189H251V186H252ZM21 186H22V183H21ZM130 186V187H129ZM135 186H138V190L137 191H139V192H137L138 193V196H137V194H136V188H135ZM145 186V187H144ZM143 189L145 190V191H143ZM135 190V191H134ZM245 190V191H244ZM255 190V191H254ZM257 190L258 189H253L252 191L253 192H257ZM55 191L56 190H53V191H44L43 190V192H44V194L42 195V197L44 198H40L41 199V202H43L42 203V206H39V207H37V210H36V208L35 209H33L34 211L32 212V210H29L30 209V205L33 203V202H35L36 201V192H34V193H30L29 191L28 192H25V193H21V192H18L15 196H12L11 198L9 197V198H7L6 196H3V198L1 199V201H0V263L1 264H28V262H29V264H49V263H51L52 261H53V259H51V257L49 256V257H45L44 256V250H46L47 252H51L49 249H51L50 247H46L47 249H45L43 246H42V244L40 243V239L42 238V233H41V231L38 229V224H40L41 223V221H43L42 220V218H45L46 216H50L52 219H50L51 221H55V224H62V226H60L61 228L59 229V230H56L55 231V234L53 235V237L55 238V240L56 241H59V242H61L62 244L61 245H59V247H60V249H61V251L60 252H62L61 254H60V256L58 257V258H56L57 259V262H56V264H83V262L85 261V259H86V263H87V259H88V256H92V258H93V256L94 255H92V254H94V252H92V251H90V246L92 245V243L93 244H100V245H102V246H104L103 248H108V247H110V245H115V247H117L118 246V243L120 242V239H121V237H122V235H121V232L122 233H124V229H126V231L128 230V227L130 226L129 224H131L132 223V219H134L133 218V216L132 215H129V214H124V215H126V217L125 216H123L124 217V221H123V218H122V215H121V209H120V205L122 206V203H120V204H115V206H114V208H115V210H116V207H118L117 208V211H118V214L116 215L117 216V219H116V221H114V226L116 225V227L115 228H113V227H111V228H108L107 227V225H105V223H102L103 225H101L100 227H98L97 225H99V223H97V225H95V228H94V225H92L91 226V228H92V230L90 229V230H86L85 228V230L83 229L82 230V232H80L78 235L77 234H75V233H73V232H75V230H74V228H73V223L75 222V220H79V219H81V220H79L80 222H82V225H85V224H87L88 222H90V221H92V223L94 224L95 222H97V218H95V216H97L98 217V214H96V215H94V214H91L90 213V215H92V217H88V214H89V212L88 211H85V213H82L83 212V210H80V208L81 209H83L81 206L82 205H77L76 203H73V204H70L71 203V201H69L68 200V202H69V207H67L66 208V212H67V209L69 210L67 213H66V218H64V219H61L60 220V218L58 217V215H56L57 214V212H58V209H56V207H53V206H55L54 204L55 203H53L54 201H53V199L55 200L56 198H58V196L55 194ZM148 191V192H147ZM47 192V193H46ZM51 192V193H50ZM130 192V193H129ZM144 192V193H143ZM133 193V194H132ZM32 194V195H31ZM146 194V195H145ZM27 195V196H26ZM47 195L49 196H52V197H48V198H46L47 197ZM54 195V196H53ZM134 197H133V196ZM135 195H136V197H135ZM90 196V197H89ZM89 196H87V197H89V198H91V193L89 194ZM132 196V197H131ZM146 196V197H145ZM14 197V198H13ZM21 197V198H20ZM30 197V198H29ZM35 197V198H34ZM54 197H56V198H54ZM127 197V198H126ZM130 197H131V200H130ZM142 197V198H141ZM6 198V199H5ZM13 198V199H12ZM144 198V199H143ZM5 199V200H4ZM21 199V200H20ZM27 199V200H26ZM147 199H148V201H147ZM12 200V201H11ZM32 200V201H31ZM130 200V201H129ZM32 203H31V202ZM47 201V202H46ZM129 201V202H128ZM5 202V203H4ZM9 202H10V205H9ZM50 202V203H49ZM146 202V203H145ZM148 202V203H147ZM24 203V204H23ZM30 203V204H29ZM45 203V204H44ZM46 203H48V204H46ZM4 204V205H3ZM17 204V205H16ZM3 205V206H2ZM73 205V206H72ZM112 205H114V204H112ZM116 205H119V206H116ZM15 206V207H14ZM17 206V207H16ZM26 206V207H25ZM72 206V207H71ZM75 206V207H74ZM12 209H11V208ZM48 207V208H47ZM71 207V208H70ZM45 208V209H44ZM75 208H77V209H75ZM3 209H4V211H3ZM27 209V210H26ZM42 209V210H41ZM43 209H44V211H43ZM41 210V212L39 213L38 211H40ZM53 210V211H52ZM107 210V209H106ZM110 210V209H109ZM109 210L107 211V212H109ZM114 210V211H115ZM177 211H178V209H176ZM176 210H174V214H167V215H165V217H162V214L160 213V214H158L157 215V218L159 219L158 221H157V224H164L166 227H169V223H170V226H171V223H172V218L174 217V216H176V218L178 217V215H179V217L180 218H177L175 221H173V227H171L172 228V230L174 231L176 228V230L174 231V232H176L177 230H178V228H180L181 227V230L182 231H180L179 233H178V236H180V238L182 239L183 237L184 238H186V239H188L189 241L188 242H192V243H195V242H197V241H200V239H202V235L200 236L199 235V230L201 229V224H202V222L204 221L203 219V216H204V210H201L200 209V211H198L197 213H192V214H189V213H187L188 212V210H183V212L182 213H177V211ZM43 211V212H42ZM45 211H47V212H45ZM70 211H71V214H69L70 213ZM75 211V212H74ZM149 211V212H148ZM53 212H55V213H53ZM120 212V213H119ZM28 213V214H27ZM36 213V214H35ZM38 213V214H37ZM46 213V214H45ZM49 213V214H48ZM50 213H53V215H50ZM87 213V214H86ZM201 213V214H200ZM4 214H5V216H4ZM7 214V215H6ZM68 214V215H67ZM74 214V215H73ZM123 214V213H122ZM184 214V215H183ZM24 215V216H23ZM41 215V216H40ZM46 215V216H45ZM81 215V216H80ZM85 215V216H84ZM127 215H129L128 217H127ZM4 216V217H3ZM35 216V217H34ZM43 216V217H42ZM57 216V217H56ZM84 218H83V217ZM119 216V217H118ZM121 216V217H120ZM187 216H189L188 217V219L186 220V219H184L185 217H187ZM24 217V218H23ZM54 217H56V218H54ZM78 217V218H77ZM85 217H86V220H85ZM169 217V218H168ZM67 218H68V220H67ZM92 218V219H91ZM121 218L122 219V221H123V223H121L122 221H120L119 219ZM130 218H131V220H130ZM24 219V220H23ZM75 219V220H74ZM83 219H84V221H83ZM88 219V220H87ZM94 219V220H93ZM190 219V220H189ZM21 220V221H20ZM37 220V221H36ZM45 220H48V219H45ZM73 220V221H72ZM119 220V221H118ZM166 220V221H165ZM184 220V221H183ZM195 220V221H194ZM202 220V221H201ZM32 221V222H31ZM95 221V222H94ZM130 221L131 223H128V222ZM160 221V222H159ZM171 221V222H170ZM192 221V222H191ZM197 221V222H196ZM23 222V223H22ZM36 222V223H35ZM73 222V223H72ZM126 222H127V224H128V226L126 225ZM163 222V223H162ZM175 222V223H174ZM200 222V223H199ZM20 223V224H19ZM84 223V224H83ZM117 223V224H116ZM124 223H125V225H124ZM185 223V224H184ZM189 223V224H188ZM191 223V224H190ZM28 224V225H27ZM70 224V225H69ZM168 224V225H167ZM193 224H195V225H193ZM118 225H120V226H118ZM123 225V226H122ZM132 225V224H131ZM184 225V227H182ZM197 225V226H196ZM17 226V227H16ZM18 226H19V229H18ZM37 226V227H36ZM88 226V225H87ZM86 226V227H87ZM126 226H127V228H126ZM191 226L193 227V229L191 228ZM195 226V227H194ZM30 227V228H29ZM79 229H80V226H77ZM105 227H106V229H105ZM120 228V230L122 229L123 231H120V230H118L117 231V228ZM149 228H151L150 227V225L148 226ZM186 227V228H185ZM25 228V229H24ZM28 228V229H27ZM68 228H69V230H68ZM97 228H99V229H97ZM105 230H104V229ZM113 228V229H112ZM184 230H183V229ZM191 228V229H190ZM197 228V229H196ZM61 229H62V231H64V232H62L61 231ZM186 229V230H185ZM13 230V231H12ZM28 232H27V231ZM98 230H101L100 232L102 233V235H101V233H98L99 231ZM49 231H51V230H49ZM86 231H87V233H86ZM89 231V232H88ZM93 231H95V232H93ZM106 231H107V233H106ZM138 231H139V233H142V232H144L143 230L141 231V230H139V229H137L136 230V232H135V230L133 231V233H134V235H133V233L132 234H130V236H135V233L137 234L138 233ZM65 233V234H63L62 235V233ZM93 234H92V233ZM109 232H112V233H110L109 234ZM116 232V233H115ZM117 232H118V234H117ZM120 232V233H119ZM182 232V233H181ZM184 232V233H183ZM188 232H190V233H188ZM192 232V233H191ZM13 233V234H12ZM17 233H19V234H17ZM23 233V234H22ZM91 233V234H90ZM95 233H96V235H95ZM98 233V234H97ZM186 233V234H185ZM198 233V234H197ZM68 234V235H67ZM86 234H87V236H86ZM105 234V235H104ZM110 236H109V235ZM114 234V235H113ZM181 234H182V237H181ZM188 234V235H187ZM18 235V236H17ZM67 235V236H66ZM74 236V235H76V236H78V243H79V245L81 246V250H80V254L81 255H83L84 257H83V259H81V255L78 257L79 259H80V261L78 260V259H75V257L73 256V254L75 253L73 250L75 249L74 247H75V245L73 244V241H72V236ZM95 235V236H94ZM103 235H104V238H103ZM186 235H187V237H186ZM17 236V237H16ZM57 236V237H56ZM69 236H70V238H69ZM85 236H86V238H85ZM92 237V239L91 238H89V237ZM94 236V237H93ZM101 236V237H100ZM113 236H114V238H113ZM116 236H118V237H116ZM120 236V237H119ZM22 239H21V238ZM37 237V238H36ZM97 237H98V239H97ZM109 237V238H108ZM111 237V238H110ZM58 238H60V239H58ZM63 238V239H62ZM66 240H65V239ZM68 238V239H67ZM82 238V239H81ZM84 238V239H83ZM100 238V239H99ZM104 239V240H102V239ZM116 238V239H115ZM120 238V239H119ZM198 238V239H197ZM62 239V240H61ZM97 239V240H96ZM110 239V240H109ZM22 240V241H21ZM24 240V241H23ZM33 240V241H32ZM61 240V241H60ZM71 240V241H70ZM79 240H81V241H79ZM84 240H85V242H84ZM95 240V241H94ZM102 240V242H100ZM193 240V241H192ZM63 241V242H62ZM82 241H83V246H82ZM86 241H87V243H86ZM119 241V242H118ZM71 244H70V243ZM95 242V243H94ZM104 242H105V244H104ZM117 242V243H116ZM69 243V244H68ZM112 243V244H111ZM114 243V244H113ZM191 243V244H192ZM107 244V245H106ZM116 244H117V246H116ZM120 244V243H119ZM84 245H86V247L84 246ZM121 245V244H120ZM119 245V246H120ZM20 246V247H19ZM22 246V247H21ZM66 246V247H65ZM69 246H70V248H69ZM107 246V247H106ZM118 246V247H119ZM171 247L172 248H175L174 246H172L171 245ZM66 248V249H65ZM74 248V249H73ZM85 248V249H84ZM169 248H170V246H169ZM6 249V250H5ZM37 251H36V250ZM41 249V250H40ZM73 249V250H72ZM117 249V248H116ZM16 251V252H14V251ZM24 250V251H23ZM84 250V251H83ZM90 252H89V251ZM176 250V249H175ZM174 250V251H175ZM25 251H27V252H25ZM39 251V252H38ZM42 251V252H41ZM17 252H18V254H17ZM21 252V253H20ZM73 252V253H72ZM14 253V254H13ZM42 253V254H41ZM64 253H65V255H64ZM91 253V254H90ZM176 253V251L174 252V254ZM71 254V255H70ZM23 255V256H22ZM26 255V256H25ZM184 255H187V254H184ZM183 255V256H184ZM3 256H5V258L3 257ZM38 256H40V257H38ZM177 257V261H178V256H179V254H178V252L174 255V257ZM187 256H189V255H187ZM64 257V258H63ZM71 258V259H70ZM4 259V260H3ZM43 259V260H42ZM69 259V260H68ZM55 260V259H54ZM90 262L92 261V260H89ZM14 262V263H13ZM73 262V263H72ZM79 262V263H78ZM84 262V263H85ZM85 263V264H86ZM88 264H91V263H88Z\"/></svg>",
	"mask_w": 264,
	"mask_h": 264
}]
</instances>
